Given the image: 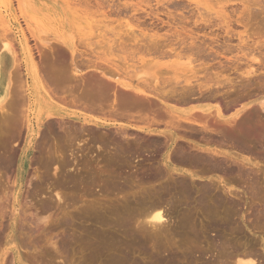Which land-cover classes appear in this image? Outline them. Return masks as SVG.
<instances>
[{"label": "rangeland", "instance_id": "rangeland-1", "mask_svg": "<svg viewBox=\"0 0 264 264\" xmlns=\"http://www.w3.org/2000/svg\"><path fill=\"white\" fill-rule=\"evenodd\" d=\"M71 1V2H70ZM73 1L75 2V3H73ZM157 1V2H156ZM164 1V2H163ZM168 0H23V4L22 5H18V0H0V45H5V44H7V45H9L12 49H15L17 46L20 48V50H21V52H22V54L24 55V56H28V57H32V56H30V55H33V57L34 56H38L39 57V59L41 60V61H43V62H45V64L49 67V65H50V67H53V68H55L56 66H57V69L56 70H58V67L60 66L58 63L60 62L61 64L63 63L64 64V66H65V68L66 69H63V67L61 68V70L63 71V72H66V76H65V78H66V82L63 84V87H62V90H61V93L63 92V93H65V95L64 94H62V98H64V99H66V97L69 99L70 98V100H71V98L73 99V97H76L77 99H79L78 97H80V99H81V96H84V94L86 93H89V92H85V91H87V89H89V84H90V82H89V79L88 78H86L89 74H85V73H88V72H90V71H86V70H90L92 67H93V65H92V67H91V63L93 64V62H94V65L96 66V67H98L97 65H100V68H104V64H103V62H107L106 64H107V68L109 67V66H112V68L110 67V69H112L111 70V73L109 74V76H110V78L111 79H109V81L110 82H112V84L114 83V84H116V86L118 87H116L115 85H112L110 82V84H109V88L111 89L112 87H114V88H112L110 91H108V96H106V98L107 99H109V98H111V96H112V98L114 99L115 98V101H116V98L117 99H119V98H121L120 100L121 101H128V102H131L133 99L131 98V99H129L131 96H129V95H131V94H129V95H127L125 98H122L123 96L121 95V92L119 93V91H117L116 92V88H117V90H119V88L121 89V86H119V85H117V83H120V84H125V82H127L128 83V81H129V83L130 84H128V86H130V87H132V85H134L133 86V88H135V89H138L139 90V88L142 90H146V85H144L145 84V82L143 81V79L146 81V82H149V81H152L153 80V82H156V81H154V79H155V77H157L156 78V80H157V82L158 83H160V84H158V85H165V86H167V80H168V82H169V78L171 77V79H172V76H174L173 77V79L175 78V76L177 75V77L178 76H180V72H181V74H183V72H185L186 70H184L183 68V66H186V65H188L192 60H197V61H195L194 60V62L197 64H199L200 62V64L198 65H196L195 63H193V61H192V63H191V66H193L192 64H194V66H195V69H194V72L195 71H197V69H198V67H200L201 66V68H203V69H201V68H199L198 69V71H199V74H200V72H203L204 70H205V72L207 71V73H213V71L214 72H216V71H220V69H217V66L219 65V63L221 62V63H224V61H225V59H223V58H225V57H231V55H232V57H234L235 55L236 56H239L240 57V60H242L241 62L243 63V61H247V60H249V58L248 57H250L253 53L252 52H250L249 50L248 51H246V52H244V50H247L246 48H248L247 46H249L250 47V45H252V42H253V40H255V41H259V39L262 41V43H260V44H262L261 45V47H260V49H261V53H263V56L260 54V52H259V50H257L256 51V53L254 52V54H255V57H257V55H258V58H259V60H261L262 61V63L264 62V50H262L263 48L262 47H264V42H263V40H264V0H254V2L252 1V0H249V1H251V2H249V1H247V0H211V1H209V0H169L168 2H167ZM171 1V2H170ZM182 1V2H181ZM208 1V2H207ZM230 1H232V2H230ZM161 2V3H160ZM170 2V3H169ZM176 4H175V3ZM179 2V3H178ZM193 2V3H192ZM229 2V3H228ZM77 3V4H76ZM158 3V4H157ZM165 3V4H164ZM184 3V4H183ZM256 3H258V4H256ZM73 4V5H72ZM75 4V5H74ZM79 4H81L82 6H80ZM161 4V5H160ZM172 4V5H171ZM183 4V5H182ZM196 4V5H195ZM254 4H255V7H254ZM77 5V6H76ZM165 5V6H164ZM184 5H187L186 7L188 8L189 7V9H186V7L184 6ZM191 5V6H190ZM212 5V6H211ZM252 5H253V7H252ZM258 5V6H257ZM72 6V7H71ZM73 6H75V7H73ZM70 7L72 8V10L70 9ZM80 7V8H79ZM200 7V8H199ZM244 7V8H243ZM263 7V8H262ZM75 8V9H74ZM77 8V9H76ZM79 8V9H78ZM197 8H199V9H197ZM254 8V10H252ZM249 9H251V10H249ZM138 10V11H137ZM178 10V11H177ZM257 10V11H256ZM258 10H262L263 11V13H260L259 14V12H258ZM251 11V12H250ZM256 11V12H255ZM261 11V12H262ZM120 12V13H119ZM224 12V13H223ZM245 12H246V14H247V16L248 15H250V16H248L249 17V27H250V31L252 30V32H250V33H252V34H254L253 36H252V38H251V40H252V42H251V40L249 39V40H247V41H249V45H247V43H246V41H244L245 42V44H243L244 42H242L241 40H239V41H236V40H238L239 39V37H236V36H232L233 38H231V39H233V42H232V40L229 42V40L227 39L228 38V36L226 37V38H224L225 36L224 35H226V34H224V33H226V31H227V28H229V27H232L231 28V30H232V34L233 35H237L238 34V32L240 33L241 32V30H242V28H241V26L240 25H238L237 24V20L239 19L240 20V14L242 13L243 14V17H245V18H248L247 16H244V15H246L245 14ZM258 12V13H257ZM62 14V15H61ZM156 14V15H155ZM203 14H204V17H203ZM214 14V15H213ZM216 14H217V16L219 17H216ZM239 14V15H238ZM241 14V15H242ZM251 14H253V15H251ZM135 15V16H134ZM149 15V16H148ZM169 15L171 16V17H169ZM173 15V16H172ZM195 15V16H194ZM201 16V17H199V16ZM226 17H225V16ZM259 15V16H258ZM62 16V17H61ZM148 16V17H147ZM151 16V17H150ZM175 16H176V18H175ZM207 16V17H206ZM209 16H210V18H209ZM232 16V17H231ZM253 16H256V17H253ZM258 16V17H257ZM60 17V18H59ZM135 17V18H134ZM199 17V18H198ZM25 18H27L28 19V21L30 22V23H28V22H26L25 21ZM153 18H155V20H153ZM160 19V20H158V19ZM170 18V19H169ZM182 20H181V19ZM187 18V19H186ZM196 18V19H195ZM208 18V19H207ZM218 18V19H217ZM226 18H228V21L231 23L232 21H235V22H233L231 25H230V23L227 21V19ZM231 18V19H230ZM250 18H253V19H250ZM167 19H168V21H167ZM171 19H172V22H171ZM180 19V20H179ZM187 20V22H186V20ZM197 19L199 20V21H197ZM215 21H214V20ZM263 19V20H262ZM152 20V21H151ZM158 20V21H157ZM164 20V21H163ZM175 20V21H174ZM196 22H195V21ZM201 20H202V22H201ZM205 20H206V23H208V24H204L203 25V23L205 22ZM208 20H210V21H208ZM221 20H223L222 22H221ZM155 21V22H154ZM157 21V22H156ZM161 21V22H160ZM179 21H180V23H179ZM185 23H184V22ZM193 21H194V23H193ZM208 21V22H207ZM212 21V23H210ZM91 23V24H89V23ZM216 22V23H215ZM222 24H221V23ZM226 22H227V24L229 25L228 27H226V26H224V24L223 23H225V25H227L226 24ZM193 23V24H192ZM196 23V24H195ZM198 23V24H197ZM213 23H214V27H212L213 26ZM220 25H219V24ZM156 24V25H155ZM159 24V25H158ZM170 24V25H169ZM183 24V25H182ZM186 24L188 25V26H186ZM221 27H219L218 25ZM161 25V26H160ZM165 25V26H164ZM167 25H169V26H167ZM201 25H203L202 27H201ZM211 25V26H210ZM167 26V27H166ZM185 28H183V27ZM196 26V27H195ZM204 26H206V27H204ZM207 26H210V29H209V27H207ZM155 27V28H154ZM217 27H219V28H217ZM235 27V28H234ZM172 28V29H171ZM218 30H216V29ZM226 29V31H225V29ZM239 28V29H238ZM204 31H203V30ZM235 29V30H234ZM176 30V31H175ZM180 30V32H178ZM229 30H230V28H229ZM230 30V31H231ZM173 31H174V33H173ZM201 31V32H200ZM223 31V32H222ZM242 31H244V30H242ZM182 32H184V33H182ZM189 32L191 33V34H189ZM208 32V33H207ZM212 32H214V33H212ZM237 32V33H236ZM187 33V34H186ZM197 33V34H196ZM212 35H211V34ZM242 34H239V35H241V36H244L243 35V32H241ZM177 34H180V36L179 35H177ZM195 34V35H194ZM207 34V35H206ZM209 34V35H208ZM218 34V35H217ZM252 34H250V36L252 35ZM154 35H155V37H154ZM175 35H177V36H175ZM186 35V36H185ZM191 36V37H189V36ZM197 35V36H196ZM211 35V36H210ZM256 35V36H255ZM149 36V37H148ZM155 38H153V37ZM157 36V37H156ZM159 36V37H158ZM173 36H175L174 38H173ZM186 37V38H182V37ZM193 36V37H192ZM209 36V37H208ZM216 36H218L219 37V39H218V37L216 38ZM221 36V37H220ZM260 37L258 40H257V38L255 39V37ZM150 37H152L153 39L152 40H155L156 42H158V40H160V42H159V47L162 49V50H164V51H167V53L166 54H168V53H170V55L171 56H169V55H166L165 56V54L163 55V56H161V58L159 59L158 58V56H152V55H154V54H152V55H150L149 56V52L147 51L148 50V48H147V46L149 47V45H150V42L149 41H151L149 38ZM194 37H196V39H194ZM199 37H200V39H199ZM204 37H205V39H204ZM208 37V38H207ZM210 37H212V40H211V38ZM235 37H236V39H235ZM137 38V39H136ZM158 38V39H157ZM177 38V39H176ZM182 38V39H181ZM191 38V39H190ZM197 38H198V40H197ZM213 38H215V39H218V41H220V42H218L217 40H213ZM228 40V42H227V40H226V43H228V45L230 44V45H232L231 47H235L234 48V51H233V53L235 52V50H236V52L234 53V56H233V53L232 54H229V56H228V54H223V50H224V53L226 52L225 51V48H223V46L225 47L227 44H225L224 45V43H225V40ZM2 39V40H1ZM6 39V40H5ZM68 39V40H67ZM130 39V40H129ZM135 39V40H134ZM164 39H166L165 41H164ZM170 39V40H169ZM245 39V38H244ZM8 40V41H7ZM149 40V41H148ZM163 40V41H162ZM169 40V41H168ZM183 40V41H182ZM199 40H200V43H199ZM211 40V41H210ZM59 41V42H58ZM65 42V43H69V46L71 45V47L73 48V49H75V50H73L72 49V51H71V49H69L66 45H63V43L62 42ZM125 41H127V42H125ZM130 41V42H129ZM135 41V43L133 44V42ZM171 41V42H170ZM177 41V42H176ZM185 42V41H187V42H185L184 44H182V46L179 44L180 42ZM198 41V42H197ZM203 41V42H202ZM205 41V42H204ZM209 41V42H208ZM216 42V44L215 43H213V42ZM3 42H5V43H3ZM62 44H61V43ZM148 42H149V45H148ZM179 42V43H178ZM189 42V43H188ZM193 42V43H192ZM219 44H218V43ZM251 42V43H250ZM260 42V41H259ZM75 43V44H74ZM125 43V44H124ZM162 43H164V45L165 44H167V46H166V48H165V46L164 45H162V46H160V44H162ZM187 43L190 45L188 48H190L189 50L187 49ZM194 43H196V45H197V47L198 46H201V47H203L204 49H206V46H208L207 47V49H206V52L205 51H203L202 49L203 48H201V47H199V49H201L202 51L200 52V53H198L199 54V59H200V56H201V59H202V61L200 60V62H198L199 61V59H198V57L196 56V55H194V54H196V50L194 49L195 48V44ZM206 43H208V44H206ZM237 43V44H236ZM238 43H241V44H238ZM57 44H59V45H57ZM87 44H89L90 45V49H92V51L89 49V45H88V47H87ZM179 44V45H178ZM193 46H192V45ZM203 44V45H202ZM206 44V45H205ZM147 45V46H146ZM171 45V46H170ZM177 47H176V46ZM186 45V46H185ZM213 45V46H212ZM214 45H216V47L217 48H219V47H221V48H219V49H217ZM240 46V47H242L243 48V46L242 45H247V46H244V48L245 49H242V51L240 52L238 49H239V47L238 46ZM64 46V47H63ZM75 46V47H74ZM93 46V47H92ZM144 46V47H143ZM145 46H146V48H147V50L145 49ZM211 46V47H210ZM49 47V48H48ZM172 47V48H171ZM173 47H175V48H173ZM180 47V48H179ZM186 47V48H185ZM192 47H193V50L192 51H194V53L191 51V49H192ZM196 47V49H198ZM213 47V49L212 50H210L211 48ZM46 48V49H45ZM63 48V49H62ZM142 48V49H141ZM223 48V49H222ZM238 48V49H237ZM47 49H49L50 51H48ZM53 49V50H52ZM55 49H56V51H55ZM77 49V50H76ZM135 49V50H134ZM184 50V52L182 53V51ZM186 49V50H185ZM217 49V50H216ZM78 50H81L82 52H80V51H78ZM181 52V55L182 56H180V53H178L179 51ZM208 50H210L209 52H207ZM32 51V52H31ZM59 51V52H58ZM75 51H77V52H75ZM88 52V53H86V52ZM171 51H172V54H171ZM178 53V55H179V57H178V55H177V53ZM189 52V53H185V52ZM211 51H212V53H213V51H214V53L215 52H217V54L216 55H214V53L213 54H211ZM239 51V52H238ZM44 52V53H43ZM54 52V53H53ZM148 52V53H147ZM218 52H219V54H221L222 53V55L224 56H222V55H220L219 56V54H218ZM221 52V53H220ZM42 53V54H41ZM60 53V54H59ZM74 53V54H73ZM77 53H79V54H77ZM147 55H146V54ZM193 55H191V54ZM207 53L210 55L209 57H207L208 55H207ZM244 53H246L247 54V58H246V60H243L245 57L244 56H246ZM252 53V54H251ZM53 54V55H52ZM61 54H63V58L62 57H60L61 56ZM77 54V55H76ZM81 54H84V55H81ZM94 54V55H93ZM189 54V55H188ZM204 54H206V56L204 57ZM239 54H241V55H239ZM243 54V55H242ZM253 54V55H254ZM69 55V56H68ZM75 55V56H74ZM79 55L81 56L80 58H77V57H79ZM176 56V58H175V56ZM185 55V56H184ZM188 55V57H186ZM215 56V57H213V56ZM261 55V57H259ZM54 56V57H53ZM69 57V59H68V57ZM83 56V57H82ZM86 56V57H85ZM148 56V57H147ZM166 57V58H163V57ZM169 56V57H168ZM191 56V57H190ZM203 56V57H202ZM220 57V59L219 58H217V57ZM235 56V57H236ZM56 57V58H55ZM88 57V58H87ZM152 58V60L153 59H156V60H153V62H152V60H150L151 58ZM168 57V58H167ZM183 57V58H182ZM186 57V58H185ZM194 57V59H191V58H193ZM212 57V58H211ZM223 57V58H222ZM239 57H237V58H239ZM244 57V58H243ZM53 58V59H52ZM58 58H60V59H58ZM62 58V59H61ZM72 58V59H71ZM85 58H86V60L87 61H85ZM91 60H90V59ZM169 58H171V59H169ZM178 58H179V60H178ZM185 58V59H184ZM187 58H190L191 60L189 61V59H187ZM206 58H208V59H206ZM216 58V59H215ZM251 58V57H250ZM55 59L57 60L56 62H55ZM75 59H76V63H75ZM89 59V60H88ZM100 59H101V61H100ZM103 59V60H102ZM158 59V60H157ZM206 61H205V60ZM224 61H223V60ZM55 62V64L53 63V61ZM71 60V61H70ZM77 60H78V62H77ZM81 60H82V62H81ZM109 62H108V61ZM148 60H150L151 62H149ZM173 60V61H172ZM179 62L180 60L182 61H186L185 63H187V64H185L184 62V65H182V64H180V65H182V70H180L178 67L180 66H177V68L178 69H176V71L177 70H179L178 71V73L176 74V75H163L162 74V72H166V66H169V67H172V65L171 64H174L175 63V66L178 64V62ZM210 60V61H209ZM213 62H212V61ZM215 60V61H214ZM218 60V61H217ZM219 60H220V62H219ZM59 61V62H58ZM66 61V62H65ZM74 61V63H72ZM93 61V62H92ZM155 61H157V62H155ZM209 63H208V62ZM223 61V62H222ZM68 62H69V64H71L72 63V65H69L68 64ZM71 62V63H70ZM84 62H86V63H88V64H86V65H84L85 63ZM111 62V63H110ZM161 62H163L162 64H161ZM218 62V63H217ZM241 62H240V66H241V68H242V71H243V69H245L244 67H243V65L245 64V62H244V64H242L241 65ZM48 63V64H47ZM97 63H99V64H97ZM114 63V64H113ZM151 63V64H150ZM155 63H157V65H160V66H156V64ZM160 63V64H159ZM165 63H166V66H164L165 65ZM181 63V62H180ZM204 63V64H203ZM216 63V64H215ZM54 64V65H53ZM58 64V65H57ZM63 64H62V66H63ZM75 64H76V68H74L75 67ZM147 64V65H146ZM152 65V66H155V68L154 67H152V66H149V65ZM164 64V65H163ZM202 64V65H201ZM214 64V65H213ZM84 65V66H83ZM89 65V66H88ZM211 65V66H210ZM216 65V66H215ZM68 66H70V67H68ZM72 66V67H71ZM86 66H88L87 68H85L84 69V67H86ZM239 66V67H240ZM61 67V66H60ZM59 67V68H60ZM91 67V68H90ZM150 67V68H149ZM174 67V66H173ZM181 67V66H180ZM211 67H213V68H211ZM70 68H72V69H69ZM81 68H83V69H81ZM241 68H239L238 69V71H237V74H236V72H232V70L230 71V73H229V71H224L223 72V75L224 76H227V77H229V75H230V77H232V81L234 82H236V79L238 78H240L241 79V76L239 77V75H240V72H242L240 69ZM264 64H263V67L260 69V72H258L259 73V75H261V76H258V77H260L261 78V80H263L264 81ZM68 69V70H67ZM80 71H79V70ZM105 69H106V67H105ZM109 69V68H108ZM113 69H115V70H117L116 72L117 73H119V74H115L114 72H113ZM186 69V68H185ZM211 69V70H210ZM61 70H58V71H60L61 72ZM64 70H67V71H64ZM172 70H174V68L172 69ZM203 70V71H202ZM240 70V71H239ZM71 71H73V73H72V75H69L67 72H71ZM84 71H86L84 74H83V72ZM175 71V70H174ZM208 71H210V72H208ZM78 72V73H77ZM121 72V73H120ZM205 72H204V74H205ZM226 72V73H225ZM198 73V72H197ZM258 73H257V75H258ZM82 74V75H81ZM150 74H151V76L152 77H150ZM154 74V75H153ZM201 74H203V73H201ZM200 74V75H201ZM79 75V76H78ZM80 75H81V77L83 78H80ZM149 75V76H148ZM67 76H68V78H67ZM72 77V79H71V77ZM74 76H76V80H74L75 78H73ZM129 76V77H128ZM155 76V77H154ZM187 76H190V74H188V72H187ZM237 76V77H236ZM81 79H79V78ZM122 77H124V79L122 78ZM125 77L128 79L127 81H126V79H125ZM149 77V78H148ZM164 77H166V78H168L167 80H162ZM71 80H70V79ZM119 78H122V79H119ZM151 78H154V79H151ZM165 78V79H166ZM233 78H235L234 80H233ZM77 79H79L81 82V84L80 83H78L79 82V80L77 81ZM88 79V83L85 81V80H87ZM121 80V82H119V81H117V80ZM237 79V80H238ZM114 80H116L115 82H114ZM125 82H124V81ZM142 82H141V81ZM160 82H159V81ZM163 82H162V81ZM69 81L70 82H72V81H74V82H72V84H69ZM75 81H76V86L74 85V83H75ZM238 81H240V80H238ZM237 81V82H238ZM85 82V83H84ZM137 82V83H136ZM152 82V83H153ZM234 82V83H235ZM236 82V83H237ZM127 83H126V85H127ZM151 82H149V84H150ZM151 83V84H152ZM170 83V82H169ZM262 82H258V81H256V83H254V84H252L251 86H249L248 88H245V89H241V92H242V94H241V92H237V93H235V94H233V96H231V97H229V98H227L226 99V101L227 102H231V104H232V102L234 103V104H232V105H230V109H231V111L230 110H227V111H229V112H227V111H224L225 112V114L226 115H231L232 113H234V112H236L238 109H240L243 105L245 106V105H248V103L250 104V103H258V102H263V106H264V84L262 85L261 84ZM78 84H80V85H78ZM83 84V85H82ZM136 84V85H135ZM137 84H139V85H137ZM147 84V83H146ZM154 84V83H153ZM241 84V83H240ZM262 85V86H260V85ZM140 85H144V86H141L140 87ZM68 86V87H67ZM73 86H75V88L73 87ZM80 86V87H79ZM85 86V87H84ZM87 86V87H86ZM138 86V87H137ZM260 86V87H259ZM66 87V88H65ZM79 87V88H78ZM116 87V88H115ZM143 87V88H142ZM144 87H145V89H144ZM254 87V88H253ZM70 88V89H69ZM71 88H74V89H71ZM82 88V89H81ZM86 89V90H84V89ZM238 88V87H237ZM240 88V87H239ZM69 90H71V91H74V92H71V91H69ZM81 90H84V92L83 91H81ZM240 90V89H239ZM247 90H250V91H247ZM80 91L82 92V95H81V93H80ZM111 91H112V94H111ZM71 92V93H70ZM77 92V93H76ZM73 93H75V94H73ZM117 93H119V94H117ZM244 93V94H243ZM109 94H111V95H109ZM114 94H116V95H114ZM122 94H125V93H122ZM63 95L65 96V97H63ZM126 95V94H125ZM235 95V96H234ZM242 95H244V96H242ZM247 95V96H246ZM117 96V97H116ZM248 96H250L249 98H248ZM237 97V98H236ZM83 98V97H82ZM104 99V100H102L103 101V103H102V101H101V103L102 104H105V102L107 101V99ZM109 99L110 101H107L106 102V104L108 103V102H111L112 101V103H114L115 101H113V99ZM124 99V100H123ZM234 99V100H233ZM236 99V100H235ZM106 100V101H105ZM120 100H118V103L120 102ZM229 100V101H228ZM231 100V101H230ZM239 100V101H238ZM246 100V101H245ZM209 101V100H208ZM207 102V101H206ZM210 102V103H209ZM209 102H207V103H209V105H212L211 103H215L214 101L213 102H211V100L209 101ZM247 102V103H246ZM112 103L111 104H109L110 106L112 105ZM117 103V102H116ZM132 103H133V101H132ZM132 103H128V104H124L123 105V102H122V104H120L119 103V106H121L122 107V109H124L125 107H126V109H127V107H131L132 108V106H130V104H132ZM101 104V105H102ZM179 105V107H185L184 105H180V104H178ZM177 105V106H178ZM103 106V108H104V105H102ZM101 106V107H102ZM107 106V105H106ZM105 106V108H107ZM119 106H115V108L116 107H118V108H116V111H117V109L119 110ZM232 106V107H231ZM182 107V108H183ZM103 108H102V111H104L103 110ZM134 108H136V110L134 109V111H135V113L136 114H139V111H140V108H141V111L143 112H145V111H147L146 109L145 110H143L144 108H143V106L142 105H138V106H135ZM137 108L139 109L138 110V112H137ZM255 108L258 110V112H260V117H261V119L264 121V113L261 111V109L259 108V105L258 104H255ZM108 109V108H107ZM107 109H105L106 111H107ZM111 109V108H110ZM129 109V108H128ZM127 109V110H128ZM236 109V110H235ZM133 110V109H132ZM235 110V111H234ZM106 111H104V113L102 114L103 116H106L107 115V113H106ZM120 111H126L125 109L124 110H121V108H120ZM141 111H140V114H141ZM119 112V111H118ZM123 112V113H124ZM127 112V111H126ZM125 112V113H126ZM128 112H129V110H128ZM131 112H133V111H131L130 110V112L129 113H131ZM232 112V113H231ZM120 114H123V113H121V112H119ZM134 113V112H133ZM132 113V114H133ZM134 113V114H135ZM146 113V112H145ZM127 114V113H126ZM147 114V113H146ZM145 115V114H144ZM143 114H142V117L144 116ZM108 116V115H107ZM127 116V115H126ZM128 116H130L129 114H128ZM118 117V116H117ZM139 117L140 116H138V117H136L137 119H135V120H139ZM120 118H122V117H120ZM123 119H124V117H123ZM127 119L128 120H130V121H127ZM125 121H127V126L126 125H122V124H119V126H121L122 128H120V129H117V130H115V129H111V130H99V133H97L96 134V131H98V130H92L91 132L88 130H84L82 133L85 135L87 132L88 133H90V134H88V135H83L81 132V134H82V136L80 135H76L77 133H75L76 131V129L74 128L76 125H73V124H71V125H73V128H74V134H73V132L71 133V128H67L68 126L69 127H71L70 126V124H68V126L66 125H64L63 126V123H60L59 125H62L63 127H65L66 129H65V131L67 130L68 131V129H69V131H70V133L69 132H67L68 133V136H72V137H74L73 138V140H71L72 139V137H69L68 138V140L67 141H61L60 142V140L62 139H60V136L58 137L57 136V138L59 139L58 141H57V144H56V146H59L58 148L55 146V148H56V151L57 152H61V153H56V159H54L55 161H51V159H48L47 157H45L46 156V154H43V151L44 150H42L41 148L42 147H44V146H46V147H49V145H44L43 144V142L44 141H39L40 143H38V146L40 145H44V146H41V148L40 147H38V146H35V148L36 147H38V148H36V150H38V149H40V152L39 153H41V154H39V153H37V154H35V157L33 158V160H36V162L35 161H33L32 162V169H30L31 170V172L29 173V175L27 176V178H26V182H25V184H24V187H23V189L21 190V191H19V193H20V195H19V200L18 201H15L14 200V197L16 196V194H17V192H18V190H19V188L17 189L16 188V182L14 181V178H13V170H11V169H13V163H8V165H7V173H5V174H7L6 176L8 177V179H7V177L5 178L4 176H2L1 178H0V194L2 193V195H0V197H2V196H4V197H2V199L0 200V203L2 204L1 205V209L4 211H2L4 214H3V216H5V217H3L4 219H2L1 220V222H2V226H5L6 224V226H5V228H7L8 227V230L7 229H4L3 230V232H4V236H7V235H9L10 233H11V230L9 229V225L11 224V220H12V222L14 221V219L16 220L15 222H14V224H15V226L17 227V229H16V232H12L11 233V236L13 237V235H16L17 234V239L18 240H15V242H14V240H12L11 242H12V244H11V246H14V247H16L19 251H20V254H21V256H22V258H23V264H46L47 262H48V260H50V255H48V252L49 251H47V249H49L50 247H51V245H47V244H51V243H53V242H55L56 244L58 243L59 245L61 244V242L60 241H58V240H60V239H62L63 238V240L65 239V237L64 236H66V234H68V233H70V232H72V233H70V234H76L78 237H76V235H74L75 236V238H77L76 239V241H75V243H73L72 245V247H71V250H69V251H67L68 253H66V254H68V255H66V254H64L65 256H63V255H58V257H55V256H57V255H55L54 256V251H53V247H51L49 250H50V252H51V250L53 251V253L51 254L52 256H51V262L49 261V263L48 264H52V260L54 259V264H69L68 262L69 261H71L73 264L75 263V264H80L81 262H82V264L84 263V264H107V262L108 261H106V260H108L109 258H110V256H112L115 252H117V250L118 249H120V250H124V248H126L127 247V243L129 242V239H127V238H129L126 234H128V232H135L136 230L135 229H133L134 227V221L133 222H130V230L128 231V232H123V230H121V229H118L117 227L115 228L114 227V224H116V220H118V218H119V222H120V220H122V221H124L125 219H128V217L127 216H130L129 215V213L131 212V211H129V210H132V209H130V207H132L133 206V202L135 201V199H137V196L140 194L139 192H144V190L143 191H141L142 190V188L145 186V190H147L148 189V187L150 188V187H152V185H156L159 189H163L162 191L165 193H163L164 194V199H163V201L165 202V203H163L165 206H167V209H166V215H167V218L170 220V222L166 225V227H165V229L163 230V231H160L158 234L156 233V234H153L154 235V237H153V235L151 236L150 234L153 232H151V228H148V230L149 231H147V232H145L143 235H140V232H139V237H140V239L141 238H143L142 240L144 241V243H142V244H144L143 246L145 247V250H146V252L148 253V256L151 254V253H153V252H155V251H158V253L161 255V256H163L164 257V260L162 261V262H160V263H158V262H153L154 261V259H153V254L152 255H150V257H152V260L150 259L149 260V258H146L144 255H139L138 253H137V251H135V253H133L132 251V254H135V255H133L132 257L135 259V256H136V259L137 260H139L140 262H141V264H203L204 263V261L205 260H211V261H209L208 262V264L210 263V264H222V262H223V264H224V262L226 261V257L224 258V259H222V261L219 259V258H217L216 257V262H215V260H214V263L212 262L213 261V258H214V256H216V251H215V249H214V247H213V245L215 244V242H214V236L213 235H215V233L214 232H212V230H209V232L207 231L209 228H208V226H209V224L206 226V224L209 222V220H208V217L206 216H204V214L203 215H201V214H199L198 212H195V210L194 209H190V208H192L193 206H192V204H189L188 206H187V204H184V202L183 203H181V202H179V200H177V193H176V191L172 188L173 186H172V180L170 181V179H168V178H166L165 177V179H164V177H162V179L160 178V180L158 181V180H155V182L157 181V183H155V184H153V181L152 182H148L147 180H146V182L141 178V177H143V178H145V174H147V172H148V170L146 169L147 167L148 168H150V166L148 165V161H149V158L151 159V158H153L152 156H156V161L158 160V161H160L161 160V158H163V157H165L166 155H167V153L169 152L168 150H166V148H163L162 146H164V144H162L161 143V139L164 141L165 139L164 138H162V137H154L153 138V136L152 137H148V136H151L150 134H146V133H144V132H139L138 130L141 128H147V127H149L151 130H153V131H157V132H163V131H165V132H167V131H169V127L167 128V126L161 121L160 123H158V124H160V125H158L157 123H155V124H152V125H145L146 123L144 122V121H142V122H144V124L143 123H141V120H139L140 122L139 123H137L136 121H134V120H132V119H129V117H127L126 118V120ZM130 125H129V124ZM162 123L164 124V125H162ZM55 124V123H54ZM54 124L52 125V124H49L48 125V127L45 129V131H44V134H43V136L44 137H42L43 139H45V136H46V138H48V135L47 134H49V136H51L52 135V130L53 131H55L53 134L55 135L56 134V132L58 131H56V129H58V125H57V123L55 124V125H57V126H54ZM129 125V126H128ZM133 125V126H132ZM143 125H144V127H143ZM158 125V126H157ZM52 126H54V128L52 129ZM125 126V127H124ZM138 126H139V128H138ZM153 126V127H152ZM155 126V127H154ZM134 129V128H136L135 130L137 131H135V130H133L132 128ZM158 127V128H157ZM56 128V129H55ZM131 128V130H129ZM137 128H138V130H137ZM167 129V130H164V129ZM127 129H128V132H127ZM160 129V130H159ZM118 130H120V131H118ZM124 130V132H122V131ZM162 130V131H161ZM49 131L51 132V134L49 133ZM72 131H73V129H72ZM85 131H86V133H85ZM101 131V132H100ZM115 131H118L117 133L115 132ZM126 131V132H125ZM174 132H175V130H173ZM103 132H107L106 134H104ZM125 135V133L127 134V135H123L122 133ZM178 134H176V139H175V141H176V145L177 146H185V145H189V144H191V145H189L190 147H193L192 146V143H193V141L195 142L193 145H197V144H204V142L198 137H194L193 139H192V137L191 136H189V135H182V136H186V137H183L182 138V136H181V134L183 133V132H181L180 133V131L178 132V130L176 131ZM175 132V133H176ZM140 135H139V134ZM164 133V132H163ZM60 134V133H59ZM79 134V133H78ZM91 134H96V142H95V139H93L94 137L93 136H91ZM146 134V135H145ZM53 135V136H54ZM56 135H58V132H57V134ZM60 135H62V134H60ZM90 135V136H89ZM121 135V136H120ZM148 135V136H147ZM180 135V136H179ZM87 136V137H86ZM111 136V137H110ZM128 136V137H127ZM136 136H138V137H136ZM177 136H178V138H177ZM56 137V136H55ZM76 137L79 139V141H78V139H76ZM89 137V138H88ZM93 137V138H92ZM118 137V138H117ZM131 137H133V138H131ZM136 139H135V138ZM140 137V138H139ZM181 137V138H180ZM83 138H85V140L83 139ZM87 138V139H86ZM91 138V139H90ZM97 138H100V140L99 139H97ZM111 139V140H113L112 142H111V140H109V139ZM127 138H128V140H127ZM129 138H131V139H133V140H129ZM150 138H152V139H150ZM159 138H160V140H159ZM190 138V139H189ZM42 139V140H43ZM75 139H76V144L75 143H73V142H75ZM83 139V140H82ZM125 140V142L123 141V140ZM136 141H135V140ZM146 139V140H145ZM159 140L160 141V143H159V145L161 146L159 149L156 147V143L155 142H157V141H155V140ZM186 139H188L187 141H185ZM196 141H195V140ZM198 139V140H197ZM46 141H47V139H45ZM101 140H102V142H101ZM108 140V141H107ZM139 140V141H138ZM154 140V141H153ZM189 140H191V141H189ZM202 141V143H201V141ZM45 141V142H46ZM70 141H72V143L70 144L69 142ZM83 142V144L82 145H84V146H82L81 145V143H78V142ZM86 141V142H85ZM89 141V142H88ZM94 141V142H93ZM100 141V142H99ZM106 141V142H105ZM120 141V142H119ZM135 141V142H134ZM154 142V144L152 143L151 144V142ZM178 141V142H177ZM200 143H199V142ZM67 142V143H66ZM87 142H88V144H87ZM93 142V143H92ZM115 142V143H114ZM119 144H118V143ZM124 144H123V143ZM133 142V143H132ZM140 142V143H139ZM143 142V144H141ZM198 142V143H197ZM42 143V144H41ZM46 143H48V141L46 142ZM50 143V142H49ZM100 143V144H99ZM111 143V144H110ZM123 144V146H121L122 144ZM128 143V144H127ZM144 143H145V145H144ZM150 143V144H149ZM165 143V142H164ZM178 143H179V145H178ZM182 143H184V144H182ZM68 144V145H67ZM76 146H74V145ZM85 144H87V145H85ZM118 144V146L115 148L114 146H116V145ZM130 144V145H129ZM138 144H141V146L143 145L145 148H143V147H141L140 145H138ZM147 144H149V147H151L152 148V150H149V149H151V148H148V146H146ZM157 144H158V142H157ZM51 146H52V148H54V145L51 143L50 144ZM62 145H64V146H62ZM65 145H67V146H65ZM71 145H73L75 148L73 149V151H72V154L70 155V153H71V151L69 152V148L71 149ZM81 145V148H79L78 146H80ZM113 145V146H112ZM120 145V146H119ZM137 145V146H136ZM151 145H153V146H151ZM158 145V146H159ZM51 146H50V148H51ZM127 146V147H126ZM140 146V147H139ZM155 146V147H154ZM198 146H200V145H198ZM62 147V148H61ZM64 147H66V148H64ZM108 147V148H107ZM111 147H112V150H111ZM118 147H124L123 148V150H122V148H120L121 149V151H120V149H119V153H120V155L122 154L123 155V157L125 158V160L126 159H128L129 160V164L128 165H126V167H124V166H121L120 168H115V170L113 169L115 166V163L113 164L112 162H114L116 159H118V158H120V155H118L119 153H117V150L116 149H118ZM186 147V146H185ZM188 147V146H187ZM45 148V147H44ZM43 148V149H44ZM51 148V149H52ZM68 148V149H67ZM83 148V149H82ZM97 150H96V149ZM100 148H101V150H100ZM127 148H129V149H127ZM132 148V149H131ZM146 148H147V150H149V151H147L146 150ZM157 148V149H156ZM263 149L264 150V146L262 145V146H260V149ZM64 149V150H63ZM77 151H79L77 154H76V150ZM79 149V150H78ZM82 149V150H81ZM85 149V150H84ZM99 149V150H98ZM107 149V150H106ZM114 149H115V151H114ZM135 149H136V152H135ZM60 150V151H59ZM64 152H63V151ZM67 150V151H66ZM93 150H95V151H93ZM103 150H105V152L103 151ZM127 150V151H126ZM128 150H132L131 152L129 151L128 152ZM262 150V151H263ZM76 151V152H75ZM88 151H90V152H88ZM108 151H114L113 153L115 154H117L118 156L117 157H115V156H113L114 158H116V159H114L111 155L113 154V153H111V152H108ZM126 151V152H125ZM134 151V152H133ZM139 151V152H138ZM168 151V152H167ZM67 152V153H66ZM95 152H97V153H95ZM108 152V153H107ZM95 153V154H94ZM111 153V154H110ZM149 153V154H148ZM59 154H61L62 156H65V159H64V161L63 162H59V163H57L58 161H59V159H58V157H57V155H59ZM67 154V155H66ZM75 154V155H74ZM109 156H108V155ZM115 154V155H116ZM133 154V155H132ZM12 155V157H13V155H15L14 153L13 154H11ZM72 155H73V158H72ZM93 155L94 156H96V157H93ZM38 156V157H37ZM67 156H70L69 157V159L71 160L69 163H68V161H69V159H68V157ZM83 156V157H82ZM92 156V157H91ZM105 156V157H104ZM104 157V158H103ZM110 157H112L110 160H114V161H110L111 163H109V162H106V161H109V158ZM123 157H121V160H124L123 159ZM130 159H129V158ZM133 157V158H132ZM149 157V158H148ZM40 158L42 159L41 160V163H39L40 162ZM72 158V159H71ZM86 158V159H85ZM89 158V159H88ZM95 158V159H94ZM107 158V159H106ZM155 158V157H154ZM58 159V160H57ZM102 159H105V160H102ZM137 159H138V161H141L142 162V165H141V162H137ZM38 160V161H37ZM86 160H88V161H86ZM92 160V161H91ZM145 160V161H144ZM148 160V161H147ZM253 160V163H257L261 168H260V171H261V173H259V178H260V180H262V181H260L261 182V184L259 185V190L260 191H262V194H261V197L262 198H260V199H256V200H254V201H256L257 202V204H256V202L253 204V203H251L250 201H252V200H249V199H247V201H246V204L244 203V201L246 200V198L247 197H249V195L247 196H245V194L244 193H246L247 191H246V189H245V184L244 183H238L239 185H241L240 187L238 186V184H237V186H238V188L236 189V191H237V193H236V195L238 194V196H236V199L239 197L240 199H242L239 203H241L242 205L240 206L241 207V210H240V212L237 214V216H235L234 217V220L235 221H233V226L235 227V225H237V226H239V231L240 232H238L237 230L236 231H233L232 229H229L230 231H225V240L226 241H230V242H232V243H228V244H230L229 246L231 247V248H228V251L230 250V252H238L239 254H246L245 252H247V254L248 253H250L251 252V254H248L249 255V258L250 259H253L254 261H255V263H257V264H264V225H262L261 224V228H260V225L259 226H256L258 229H255L250 223H248L247 221H248V219H249V217H250V209H251V205L253 204L254 206H256V208H254V210H256V209H260V210H263L264 211V161H262V162H260V159H255V161H254V159H252ZM57 161V162H56ZM98 161V162H97ZM101 161H103L102 163H101ZM104 161L106 162V163H108L109 165H105L104 164ZM130 161H132V162H130ZM54 164H53V163ZM64 162H67V163H64ZM79 162V163H78ZM81 162V163H80ZM89 162H90V165L88 166V164H89ZM36 163V164H35ZM38 163H39V165H38ZM62 163V164H61ZM76 163V165H74ZM96 165H95V164ZM132 163V164H131ZM34 164V165H33ZM49 166H48V165ZM80 164H81V166H80ZM99 164V165H98ZM102 164V165H101ZM144 164V165H143ZM73 165V166H72ZM94 165V166H93ZM98 165V166H97ZM103 167H101V166ZM104 165V166H103ZM114 167H113V166ZM142 167H140V166ZM35 166V167H34ZM54 166V167H53ZM56 166H60V173H62L63 172V174H60L59 173V177L58 178H56V179H53V172H54V169H55V167ZM69 166V167H68ZM90 166H92V167H90ZM100 166V168H101V170H100V168H98ZM108 166L110 167L109 169H108ZM113 168H112V167ZM133 166V167H132ZM134 166H137L136 167V169L134 168ZM263 166V167H262ZM12 167V168H11ZM38 167V168H37ZM83 167V168H82ZM94 167V168H93ZM95 167H97V168H95ZM124 167V168H123ZM128 167V168H127ZM130 167V168H129ZM181 167V166H180ZM11 168V169H10ZM50 168L52 169V170H50ZM73 168V169H72ZM132 168V169H131ZM138 168V169H137ZM181 168H183V167H181ZM49 169V170H48ZM65 169V170H64ZM72 169V170H71ZM78 169H80L79 171H78ZM86 169H87V171H86ZM96 169V170H95ZM99 169V170H98ZM103 169V170H102ZM111 169H113L114 171H115V173H114V171L112 172L111 171ZM124 170L125 172H126V174H125V172L123 171V173H124V175H125V177L123 176V174H121L120 176L123 178V180H122V183L123 182H125V184L127 185L128 184V186H130V188L128 189V188H120V187H118V186H114V185H116L115 184V179H116V181H118V179H121L120 178V176H118V177H116L115 176V174L117 173V171H119V170ZM129 169V170H128ZM131 169V170H130ZM134 169V170H133ZM143 169H144V171H143ZM146 169V170H145ZM263 169V170H262ZM29 170V171H30ZM35 170V171H34ZM46 170H47V172H46ZM93 170V171H92ZM104 170H105V172H104ZM122 170H121V172H122ZM253 171H258V169L256 168V167H254V169H252ZM45 171V172H44ZM52 171V172H51ZM78 171V172H77ZM81 171H83V172H81ZM85 171H86V173H85ZM90 171V172H89ZM97 173H96V172ZM131 171V172H130ZM132 171L134 172V173H132ZM137 171V172H136ZM146 171V172H145ZM44 172V173H43ZM51 172V173H50ZM71 172V173H70ZM109 172V173H108ZM111 172V173H110ZM42 173V174H41ZM47 173H49L50 175V177L49 176H47L48 174ZM70 173V174H69ZM79 173H82L83 174V176H82V174H79ZM100 173H101V175H100ZM107 175H105V174ZM108 173V174H107ZM119 174H120V171L118 172ZM128 173V174H127ZM135 174V175H137V177L135 176V175H131V177H130V175L129 174ZM46 174V175H45ZM73 174V175H72ZM76 174V175H75ZM88 174V175H87ZM90 174V175H89ZM93 174V175H92ZM114 176H113V175ZM118 174V175H119ZM142 174H144L143 176H141ZM43 175V176H42ZM65 175H67V178H66V176ZM95 175V176H94ZM64 176H65V178H64ZM68 176H69V178H68ZM74 176V178H72ZM76 176H77V178H76ZM88 176V177H87ZM90 176V177H89ZM94 176V177H93ZM98 176V177H97ZM102 176H104V177H102ZM126 176H128V177H126ZM139 176H141V177H139ZM45 177V179H43ZM107 177V178H106ZM114 177V178H113ZM3 178L5 179V180H3ZM39 178H40V181L41 182H39ZM42 178V179H41ZM47 178V179H46ZM51 178L53 179V180H51ZM55 178V177H54ZM59 178H61V179H59ZM79 178V179H78ZM82 178V179H81ZM111 180H110V179ZM114 179V185L112 184L113 183V179ZM133 178V179H132ZM134 178H136V179H134ZM140 178V179H139ZM174 178H176V180L177 179H179V180H182V177H178V176H174ZM2 179V180H1ZM48 179H49V181H48ZM59 179V180H58ZM67 179V180H66ZM73 179V180H72ZM78 179V180H77ZM85 179V180H84ZM92 179H93V181H92ZM105 179V180H104ZM106 179H107V181H106ZM138 179V180H137ZM144 181H142V180ZM166 179H168V180H166ZM57 180V182H54V181H56ZM75 180V181H74ZM87 180V181H86ZM166 180V181H165ZM179 180H177V181H179ZM64 181V182H63ZM70 181V182H69ZM81 181H82V183H81ZM84 181V182H83ZM91 181V182H90ZM120 182H121V180H119ZM187 181H189L190 182V180L188 179ZM52 182V183H51ZM58 182L60 183V184H58ZM69 182V183H68ZM87 184H86V183ZM106 182V183H105ZM109 182H112L111 184L113 185H110L109 184ZM135 182H137V183H135ZM168 182V183H167ZM263 182V183H262ZM57 183V184H56ZM65 183H68V184H65ZM135 183V184H134ZM148 183H149V185L150 186H148ZM160 183H162V184H165V185H162V184H160ZM166 183H167V185H166ZM22 184H23V182H22ZM65 184V185H64ZM124 184V185H125ZM135 186H134V185ZM144 184H146V185H144ZM152 184V185H151ZM194 184H196V187L197 188H199V187H201V185H204V182H201V181H199V180H196V181H194ZM59 185V186H58ZM61 185H63V186H65L64 188H63V186H61ZM73 185V186H72ZM123 185V186H124ZM142 187H141V186ZM168 185H169V187H168ZM127 186V187H128ZM136 186H138V187H136ZM155 186V187H156ZM164 186V187H163ZM165 186H167V187H165ZM245 186V187H244ZM2 187H4V188H2ZM10 187H11V189H10ZM34 187H36V188H34ZM119 188L120 190H122V191H117V188ZM125 187V186H124ZM140 187V188H139ZM156 187V188H157ZM8 188V189H7ZM55 188V189H54ZM132 188V189H131ZM58 191H57V190ZM124 189H126V191L124 190ZM169 189V190H168ZM172 189H173V191H172ZM37 190V191H36ZM54 190H55V192H54ZM138 190V191H137ZM166 190H168V191H166ZM10 191H11V193H10ZM62 191V192H61ZM170 191H171V193L173 194V193H175V197L174 196H171V193H170ZM244 191V192H243ZM60 192H61V196H60ZM169 192V193H168ZM56 193H58L59 194V196L61 197V200H57L56 198H55V195H56ZM134 193V196L132 195ZM5 194V195H4ZM11 194V195H10ZM34 194V195H33ZM166 194H169V195H166ZM7 196V197H6ZM8 196H10V197H8ZM51 198H50V197ZM52 196H54V198L52 197ZM132 196V197H131ZM5 197H6V199H5ZM135 197V198H134ZM140 196H138V198H139ZM4 198V199H3ZM45 198V199H44ZM48 198H50V199H47ZM130 198V199H129ZM166 198H167V200H166ZM169 198H170V200H169ZM8 199V200H7ZM10 199V200H9ZM53 199V200H52ZM125 199H127V202H126V200ZM129 199V200H128ZM261 199H263V201H260ZM3 200L4 201H6V202H4L3 203ZM38 201V203H40L39 205H38V203L36 202V201ZM42 200H43V202H42ZM55 200V201H54ZM138 200V199H137ZM169 200V201H168ZM239 200V199H238ZM2 201V202H1ZM123 201H125V202H123ZM130 201H131V203H130ZM170 201H172V204L169 206L168 204L170 203ZM253 201V202H254ZM7 202H10V203H7ZM42 202V203H41ZM51 202V204H49V203ZM169 202V203H168ZM177 202H179V203H177ZM249 202V203H248ZM129 205H128V204ZM134 203H136V201L134 202ZM174 203V204H173ZM175 203H176V205H177V208H176V205H175ZM32 204V205H31ZM41 204H42V206L44 207V205H45V207H48V206H50L47 210H46V213H42L41 214V212H40V210H38L39 211V213L37 214L38 216H40V217H44V218H48V220L49 221H51V222H53V223H51V225H53V227H54V231H51V228L49 227V228H47V227H45V226H43V225H40L39 227H35L34 225L35 224H33L30 228H29V226L26 224V221H25V219H27V217H28V219H29V217H30V219H32V215H34L35 213H36V209H41V208H43V207H40L41 206ZM54 204V205H53ZM124 206H123V205ZM126 204V205H125ZM167 204V205H166ZM184 204V205H183ZM256 204V205H255ZM21 205V206H20ZM48 205V206H47ZM62 206V208H61V206ZM129 206V207H126V206ZM132 205V206H131ZM173 205V206H172ZM5 208H4V207ZM29 208H28V207ZM58 206V207H57ZM60 206V207H59ZM122 206V207H121ZM172 206V207H171ZM248 208H247V207ZM250 206V207H249ZM258 206V207H257ZM22 207V208H21ZM23 207H24V209H26V210H23ZM35 207H37L36 209H34ZM39 207V208H38ZM58 209H57V208ZM134 207V206H133ZM132 207V208H133ZM190 207V208H189ZM54 208V210L55 209H57L56 210V212L54 211V210H52V209ZM120 208V209H119ZM123 208H125V209H123ZM169 208H170V210H169ZM179 208V209H178ZM22 209V210H21ZM62 209H64V211L62 210ZM123 209V210H122ZM176 209V210H175ZM183 211H182V210ZM11 210H13L12 212H9V211H11ZM35 210V211H34ZM60 210V211H59ZM62 210V211H61ZM122 210V212H120ZM168 210V211H167ZM173 210V211H172ZM175 210V211H174ZM189 210L191 211V212H189ZM23 211V213L20 215V212H22ZM37 211V212H38ZM49 213H48V212ZM51 211H53V213H51ZM120 213H119V212ZM178 211V212H177ZM179 211H181V212H179ZM186 211H188V212H186ZM193 211V212H192ZM257 211V210H256ZM7 212H9V213H7ZM24 212H27V213H25L26 215H23L24 214ZM35 212V213H34ZM175 212V213H174ZM184 212H185V214L187 215V213L189 214V217L190 216H192V217H190L189 219H188V221L189 222H191V223H194L195 221H197L196 223H198L199 222V228L201 227V225H203V227H205V229H204V231H205V237H207L211 242H214V244L213 243H211V242H208V244H207V242H206V240H207V238H206V240H205V242H204V240H202V238H197V237H194L193 236V234L191 233V231H189V230H187V231H185V229H188V227L187 228H184V227H180V226H183L182 225V223H183V218L184 217H181L182 218V220H181V218H180V216H186L185 214H184ZM249 212V213H248ZM11 213V214H10ZM29 213V214H28ZM32 213V214H31ZM34 213V214H33ZM48 213V214H47ZM126 213V214H125ZM170 213V214H169ZM184 215H183V214ZM9 214V215H8ZM40 214V215H39ZM47 215V217H46V215ZM50 214V216L48 217V215ZM123 216H122V215ZM171 214H172V216H171ZM177 214H178V217H177ZM191 214V215H190ZM195 214V215H194ZM263 214H264V212H263ZM19 216V217H18ZM27 216V217H26ZM122 216V217H121ZM188 216V215H187ZM199 216V217H198ZM22 217V218H21ZM25 217V218H24ZM204 217V218H203ZM217 217H219V216H217ZM216 217V218H217ZM244 219H243V218ZM9 218V219H8ZM19 218V219H18ZM122 218V219H121ZM247 218V219H246ZM30 219L29 220H27L28 222L27 223H30L31 221H30ZM39 219V218H38ZM41 219V218H40ZM202 219V220H201ZM251 219H253V217H250V219L249 220H251ZM18 220V221H17ZM129 220V219H128ZM181 220V221H180ZM217 220V219H216ZM245 220H246V222H245ZM4 221V222H3ZM5 221H6V223H5ZM22 221V222H21ZM24 221H25V224H22V223H24ZM130 221V220H129ZM180 221V222H179ZM188 221H186V222H188ZM206 221V222H205ZM19 222V223H18ZM61 222H63V223H61ZM115 222V223H114ZM125 222H126V220H125ZM178 222H179V224H178ZM204 222V223H203ZM5 223V224H4ZM18 223V224H17ZM70 223V224H69ZM74 224L72 227H71V225L72 224ZM103 223H107L108 225H103ZM132 223H133V226H132ZM190 223V224H191ZM244 223V224H243ZM20 224H22V225H20ZM57 226H56V225ZM67 224H69V225H66ZM129 224V223H128ZM177 224V225H176ZM181 224V225H180ZM189 224V225H190ZM239 224V225H238ZM249 224V225H248ZM19 225L20 226H25L23 229H21V228H19ZM28 227H27V226ZM170 225V226H169ZM178 225H180V226H178ZM188 225V226H189ZM60 226V227H59ZM176 226V227H175ZM180 227V228H178V227ZM43 227V228H42ZM45 227V228H44ZM52 227V228H53ZM74 227H76V228H74ZM131 227H133L132 228V230H131ZM262 227H263V229H262ZM19 228V229H18ZM58 228L60 229V230H58ZM62 228H64V230L62 229ZM66 228V229H65ZM184 228V229H183ZM25 229V230H24ZM41 229H44V230H41ZM46 229V230H45ZM50 229V230H49ZM86 229V230H85ZM181 229H183V232H182V230ZM207 229V230H206ZM243 229V230H242ZM40 230V231H39ZM81 230V231H80ZM94 231V234L96 235V236H93L92 234H91V231ZM261 230V231H260ZM6 231V232H5ZM45 233H47V234H45ZM47 231V232H46ZM50 231V232H49ZM58 233H57V232ZM67 231V233H64V232H66ZM79 231V232H78ZM92 231V232H93ZM96 231H98V232H96ZM104 231V232H103ZM185 231V232H184ZM189 231V234L187 233L186 234V232H188ZM55 233V237L53 236L54 235V233ZM77 232V233H76ZM88 232V233H87ZM104 233V235H106L107 236V234H108V243L109 242H112V243H114V245H112V248L113 247H115L116 246V248L115 249H117L116 251H114V248H113V250H112V248H111V246L110 247H108V251H103V252H101V253H103V254H101L100 256H99V254H100V251L99 252H97V254L98 255H96L97 257H95V259H93V261H89V247H88V249H87V246L88 245H86V244H88V243H90L91 241H89L91 238L90 237H96L97 238V241L99 242L100 241V234H103ZM137 232V231H136ZM136 232L134 233V234H136ZM149 232H151L150 234H149ZM231 232V233H230ZM237 232V233H236ZM24 233H27V235L26 236H24ZM44 235H43V234ZM48 233H49V235H48ZM51 233V234H50ZM63 233V234H62ZM82 233V234H81ZM87 233V234H86ZM90 233V234H89ZM98 235H97V234ZM111 233V234H110ZM191 233V234H190ZM228 233V234H227ZM241 233V234H240ZM35 234V236H33ZM42 234V235H41ZM65 234V235H64ZM85 234V235H84ZM138 234V233H137ZM208 234H209V236H208ZM235 234H237V235H235ZM59 235V236H58ZM64 235V236H63ZM84 235V236H83ZM88 235V236H87ZM233 235L234 236H236L237 238H239V239H237L236 237H233ZM244 235V236H243ZM246 235V236H245ZM25 238H24V237ZM40 236V238H43V239H40V238H38ZM51 236V237H50ZM57 236H58V238H57ZM138 236V235H137ZM142 236V237H141ZM212 236V237H211ZM240 236V237H239ZM1 237H3V236H1ZM12 237L10 238V240L12 239ZM22 237H23V239L24 240H27V241H24L26 244H28V246L25 248V245L23 246L22 245V241H23V239H22ZM26 237H27V239H26ZM46 237H50L49 239L48 238H46ZM52 237H53V239H52ZM60 237H62V238H60ZM118 237V238H117ZM139 237L138 238H136V239H139ZM227 237V238H226ZM228 237L230 238L229 240H228ZM34 238V239H33ZM82 238H85V239H82ZM86 238H88V239H86ZM112 238V239H111ZM125 240V242H126V240H128L125 244H124V246L122 245V243H120V242H124L123 240ZM196 238V239H195ZM232 238V239H231ZM235 238V239H234ZM241 238V239H240ZM7 239V238H6ZM21 239H22V241H21ZM28 239L30 240L29 241V243H27L28 242ZM56 239H58V240H56ZM110 239H111V241H110ZM139 239V240H140ZM198 239V240H197ZM216 239V238H215ZM245 239V240H244ZM248 241H247V240ZM250 239H251V241H250ZM42 240V241H41ZM54 240V241H53ZM62 240V241H63ZM88 240V241H87ZM114 242H113V241ZM119 241V240H121L119 243L121 244L120 246H122V248L118 245L119 243L117 242V241ZM139 240H137L138 242H139ZM34 241V242H33ZM40 241H41V244H42V242L44 241H47V242H45V244H44V242H43V244L42 245H40ZM51 241V242H50ZM137 241H135V242H137ZM202 241V242H201ZM238 243H237V242ZM142 242V241H141ZM235 242V243H234ZM34 243H35V245H34ZM39 243V244H38ZM47 243V244H46ZM86 243V244H85ZM118 243V244H117ZM130 243V242H129ZM237 243V244H236ZM250 243V244H249ZM1 244V243H0ZM58 244H57V247H58ZM116 244V245H115ZM206 244H207V246H206ZM213 244V245H212ZM23 246V248H22V246ZM36 247H34V246ZM40 245V247L41 246H43V247H38ZM97 245H98V243H97ZM120 247V248H118V246ZM210 245V246H209ZM232 245H233V247H232ZM1 246V245H0ZM21 246V247H20ZM31 246H32V248H31ZM48 246H50V247H48ZM136 246L138 247V245H136L135 244V248H136ZM209 246V247H208ZM228 246V247H229ZM238 246V247H237ZM8 247H10V245H8ZM7 247V245H6V247H3L2 248V246L0 247V264H4L6 261H8V262H6L5 264H10L11 263V261L13 260V254H12V252H11V250L9 249ZM25 248V249H24ZM35 248V249H34ZM38 248V249H37ZM97 248H99V247H97ZM112 250V254H111V251H110V249ZM152 250H151V249ZM153 248H155V250L153 249ZM208 248V249H207ZM212 248V249H211ZM238 248H240V250L238 249ZM4 249H6V254H4L2 251L4 250ZM32 249H34V250H32ZM208 251H207V250ZM233 249V250H232ZM234 249H235V251H234ZM24 250V251H23ZM31 250V251H30ZM44 251L45 250V253H43L42 251ZM60 250V249H59ZM97 250H99V249H97ZM120 250L118 251V252H120ZM149 250V251H148ZM209 250H211L210 252H209ZM252 250V251H251ZM109 251H110V254H109ZM184 251H188L189 253H194L195 255H198V254H202V256H203V259H205V260H195L196 258H194V260H192V259H190V260H181L180 258H178V260L176 259V260H174L175 261V263H172V262H168L169 260H170V258H171V256H172V254L174 253V255H177V256H179L182 252H184ZM61 252H63V253H65L66 252V250H62ZM241 252V253H240ZM26 253H28L27 255L28 256H26ZM38 253V254H37ZM47 253V254H46ZM62 253V254H63ZM185 253H187V252H185ZM214 253V254H213ZM254 255H253V254ZM2 254V255H1ZM11 254V255H10ZM50 254V253H49ZM109 255V257H108V255ZM37 255V256H36ZM47 256L48 255V257L47 258H49V259H47L46 260V258H44L45 256ZM69 255H70V257H69ZM213 257H212V256ZM8 256V257H7ZM11 256V257H10ZM39 256H41L43 259H41V257H39ZM44 256V257H43ZM27 257V258H26ZM34 259H32V258ZM35 257L37 258H39V260L37 259H35ZM55 257V258H54ZM104 257V258H103ZM155 257V256H154ZM233 256H231L230 258H232ZM6 258V259H5ZM31 258V259H30ZM62 258V259H61ZM66 258V259H65ZM70 258V259H69ZM101 258H102V260H101ZM105 258H106V260H105ZM230 258H228V259H230ZM256 260H255V259ZM10 259H12V260H10ZM85 261H84V260ZM227 259V260H228ZM6 260V261H5ZM64 260V261H63ZM75 260V261H74ZM192 260V261H191ZM224 260V261H223ZM234 259H231V261H233ZM4 261V262H3ZM46 261V262H45ZM66 261V262H65ZM106 261V262H105ZM230 260H228V262H231ZM29 262V263H28ZM34 262V263H33ZM56 262V263H55ZM70 262V263H71ZM87 262V263H86ZM90 262V263H89ZM190 262V263H189ZM203 262V263H202ZM212 262V263H211ZM221 262V263H220ZM227 262V261H226ZM225 262V263H226ZM227 262V263H228ZM71 263V264H72ZM126 263V262H125ZM127 263H129V264H132V261L131 262H127ZM226 263V264H227ZM233 264H234V262H232ZM109 264V263H108ZM205 264H207L206 262H205ZM229 264V263H228ZM231 264V263H230Z\"/></svg>", "mask_w": 264, "mask_h": 264}, {"label": "bare ground", "instance_id": "bare-ground-1", "mask_svg": "<svg viewBox=\"0 0 264 264\" xmlns=\"http://www.w3.org/2000/svg\"><path fill=\"white\" fill-rule=\"evenodd\" d=\"M62 1V0H61ZM159 1V0H158ZM161 1V0H160ZM169 1V0H168ZM167 1V2H168ZM173 1V0H172ZM180 1V0H179ZM191 1V0H190ZM209 1H211V0H209ZM247 1H249V0H247ZM253 2H254V0H252ZM262 1V0H261ZM71 2V1H70ZM157 2V1H156ZM164 2V1H163ZM171 2V1H170ZM169 2V3H170ZM182 2V1H181ZM208 2V1H207ZM230 2H232V1H230ZM249 2H251V1H249ZM73 3H75L74 1H73ZM161 3V2H160ZM175 3V2H174ZM179 3V2H178ZM193 3V2H192ZM229 3V2H228ZM264 3V2H263ZM23 4V0H18V5L20 6V5H22ZM77 4V3H76ZM158 4V3H157ZM165 4V3H164ZM176 4V3H175ZM184 4V3H183ZM182 4V5H183ZM256 4H258V3H256ZM73 5V4H72ZM75 5V4H74ZM80 6H82L81 4H79ZM161 5V4H160ZM172 5V4H171ZM196 5V4H195ZM259 5V4H258ZM257 5V6H258ZM264 5V4H263ZM77 6V5H76ZM165 6V5H164ZM185 7L187 6V5H184ZM191 6V5H190ZM212 6V5H211ZM72 7V6H71ZM70 7V9L72 10V8ZM73 7H75V6H73ZM252 7H253V5H252ZM254 7H255V4H254ZM80 8V7H79ZM78 8V9H79ZM200 8V7H199ZM199 8H197V9H199ZM244 8V7H243ZM263 8V7H262ZM75 9V8H74ZM77 9V8H76ZM186 9H189V7L187 8L186 7ZM249 10H251V9H249ZM252 10H254V8L252 9ZM138 11V10H137ZM178 11V10H177ZM257 11V10H256ZM255 11V12H256ZM262 10H258V12H259V14L260 13H263V11L261 12ZM251 12V11H250ZM257 12V13H258ZM120 13V12H119ZM224 13V12H223ZM242 14V13H241ZM240 14V20L238 19L236 22H237V24L238 25H240L241 26V28H242V30H244V31H242L241 30V32H243V35L244 36H241V35H239V34H242L241 32L239 33L238 32V34L237 35H233L232 33V30H231V28L232 27H229L230 28V30H229V28H227V31H226V29H225V31H226V33H224V34H226V35H224L225 37L224 38H226L227 36H228V40H229V42L232 40V42H233V37L234 36H236V37H239V39L238 40H236V41H239V40H241L242 42H244V41H246V43H247V45H249V41H247V40H251V38H252V36L255 34H252L253 32H252V30L250 31V27H249V17L248 16H250V15H248L247 16V14H246V12H245V14L246 15H244V16H247L248 18H245V17H243V14L241 15ZM62 15V14H61ZM156 15V14H155ZM214 15V14H213ZM239 15V14H238ZM251 15H253V14H251ZM135 16V15H134ZM149 16V15H148ZM147 16V17H148ZM173 16V15H172ZM195 16V15H194ZM199 16V15H198ZM225 16V15H224ZM259 16V15H258ZM257 16V17H258ZM62 17V16H61ZM151 17V16H150ZM169 17H171L170 15H169ZM199 17H201V16H199ZM198 17V18H199ZM203 17H204V14H203ZM207 17V16H206ZM216 17H218L217 16V14H216ZM220 17V16H219ZM218 17V18H219ZM226 17V16H225ZM232 17V16H231ZM253 17H256V16H253ZM60 18V17H59ZM135 18V17H134ZM175 18H176V16H175ZM209 18H210V16H209ZM212 18V17H211ZM210 18V19H211ZM217 18V19H218ZM158 19V18H157ZM170 19V18H169ZM181 19V18H180ZM179 19V20H180ZM183 19V18H182ZM181 19V20H182ZM187 19V18H186ZM185 19V20H186ZM196 19V18H195ZM208 19V18H207ZM227 19V21H228V18H226ZM231 19V18H230ZM250 19H253V18H250ZM153 20H155V18H153ZM158 20H160V19H158ZM157 20V21H158ZM214 20V19H213ZM263 20V19H262ZM25 21L26 22H28V23H30L29 21H28V19L27 18H25ZM152 21V20H151ZM156 21V22H157ZM164 21V20H163ZM167 21H168V19H167ZM175 21V20H174ZM195 21V20H194ZM194 21H193V23H194ZM197 21H199L198 19H197ZM208 21H210V20H208ZM207 21V22H208ZM215 21V20H214ZM223 20H221V22H222ZM235 21H232L231 23H230V25L233 23V22H235ZM155 22V21H154ZM161 22V21H160ZM171 22H172V19H171ZM184 22V21H183ZM186 22H187V20H186ZM196 22V21H195ZM201 22H202V20H201ZM220 22V23H221ZM89 23V22H88ZM173 23V22H172ZM179 23H180V21H179ZM185 23V22H184ZM188 23V22H187ZM192 23V24H193ZM210 23H212V21L210 22ZM216 23V22H215ZM228 23V24H229ZM89 24H91V23H89ZM196 24V23H195ZM198 24V23H197ZM204 24H208V23H206V20H205V22L203 23V25ZM219 24V23H218ZM217 24V25H218ZM222 24V23H221ZM224 24V26H226V27H228L229 25L227 24V22H226V24L227 25H225V23H223ZM156 25V24H155ZM159 25V24H158ZM170 25V24H169ZM169 25H167V26H169ZM183 25V24H182ZM203 25H201V27L203 26ZM209 25V24H208ZM220 25V24H219ZM218 25V26H219ZM161 26V25H160ZM165 26V25H164ZM166 26V27H167ZM186 26H188L187 24H186ZM211 26V25H210ZM210 26H207V27H209V29H210ZM183 27V26H182ZM196 27V26H195ZM204 27H206V26H204ZM212 27H214V23H213V26ZM220 27V26H219ZM219 27H217V28H219ZM155 28V27H154ZM184 28V27H183ZM221 28V27H220ZM235 28V27H234ZM172 29V28H171ZM185 29V28H184ZM216 29V28H215ZM239 29V28H238ZM203 30V29H202ZM217 30V29H216ZM235 30V29H234ZM176 31V30H175ZM204 31V30H203ZM218 31V30H217ZM178 32H180V30L178 31ZM201 32V31H200ZM223 32V31H222ZM250 32H252V33H250ZM173 33H174V31H173ZM182 33H184V32H182ZM208 33V32H207ZM212 33H214V32H212ZM237 33V32H236ZM187 34V33H186ZM189 34H191L190 32H189ZM197 34V33H196ZM211 34V33H210ZM250 34H252L251 36H250ZM177 35H179L180 36V34H177ZM177 35H175V36H177ZM195 35V34H194ZM207 35V34H206ZM209 35V34H208ZM212 35V34H211ZM210 35V36H211ZM218 35V34H217ZM175 36H173V38L175 37ZM186 36V35H185ZM189 36V35H188ZM197 36V35H196ZM233 36V37H232ZM256 36V35H255ZM254 36V37H255ZM149 37V36H148ZM153 37V36H152ZM152 37H150L149 39L151 40V41H149L150 42V45H149V42H148V45H149V47L147 46V48H148V50H147V48H146V46H145V49L150 53L149 54V56L150 55H152V54H154V55H152V56H158V58L160 59L161 58V56H163L164 54H165V56L166 55H169V56H171L170 55V53H168V54H166L167 53V51H164V50H162L160 47H159V42H160V40H158V42H156L155 40H152L154 37H155V35H154V37L152 38ZM157 37V36H156ZM159 37V36H158ZM189 37H191V36H189ZM193 37V36H192ZM209 37V36H208ZM207 37V38H208ZM218 36H216V38H217ZM221 37V36H220ZM236 37H235V39H236ZM182 38H186V37H182ZM181 38V39H182ZM211 38V40H212V37H210ZM223 38V39H224ZM231 38H233V39H231ZM245 38V39H244ZM257 38V40L260 38H258V37H255V39ZM137 39V38H136ZM155 39V38H154ZM158 39V38H157ZM177 39V38H176ZM191 39V38H190ZM194 39H196V37H194ZM199 39H200V37H199ZM204 39H205V37H204ZM215 38H213V40H214ZM218 39H219V37H218ZM218 39H215V40H217L218 41ZM226 39V40H227ZM254 39V38H253ZM252 39V40H253ZM261 39V38H260ZM259 39V41H255V40H253V42H252V40H251V42H252V45H250V47L249 46H247V45H242L243 46V48L242 47H240V46H238L239 47V51L241 52L242 51V49H245L244 48V46H247L248 48H246L247 50H244V52H246V51H250V52H252L253 54H254V52L256 53V51L257 50H259L260 49V47H261V45L262 44H260V43H262V41ZM2 40V39H1ZM6 40V39H5ZM68 40V39H67ZM130 40V39H129ZM135 40V39H134ZM166 39H164V41H165ZM170 40V39H169ZM168 40V41H169ZM197 40H198V38H197ZM210 40V41H211ZM225 40V39H224ZM226 40H225V43H224V45L225 44H227L225 47L223 46V48H225V53H224V50L222 51L223 52V54H228V56H229V54H232L233 53V51H234V48L235 47H231L232 45H228V43H226ZM228 40H227V42H228ZM8 41V40H7ZM163 41V40H162ZM167 41V40H166ZM183 41V40H182ZM178 42L181 46H182V44H184L185 42H187V41H185L184 43L183 42ZM59 42V41H58ZM125 42H127V41H125ZM130 42V41H129ZM171 42V41H170ZM177 42V41H176ZM198 42V41H197ZM203 42V41H202ZM205 42V41H204ZM209 42V41H208ZM213 42V41H212ZM218 42H220V41H218ZM217 42V43H218ZM250 42V43H251ZM263 42H264V40H263ZM3 43H5V42H3ZM61 43V42H60ZM63 43V45H66L69 49H71V51H72V47H71V45L69 46V43L67 44V43H65L64 41L62 42ZM61 43V44H62ZM135 43V41L133 42V44ZM161 43V42H160ZM189 43V42H188ZM187 43V49L189 50L190 48H188L190 45ZM193 43V42H192ZM199 43H200V40H199ZM213 43H215L216 44V42H213ZM75 44V43H74ZM125 44V43H124ZM178 44V45H179ZM195 45H196V43H194ZM206 44H208V43H206ZM205 44V45H206ZM219 44V43H218ZM237 44V43H236ZM238 44H241V43H238ZM243 44H245V42L243 43ZM57 45H59V44H57ZM88 45L89 44H87V47H88ZM162 45H164V43H162V44H160V46H162ZM166 46H167V44H165ZM164 45V46H165ZM192 45V44H191ZM203 45V44H202ZM217 45V44H216ZM216 45H214L215 47H216ZM166 46H165V48H166ZM171 46V45H170ZM176 46V45H175ZM193 46V45H192ZM213 46V45H212ZM64 47V46H63ZM75 47V46H74ZM93 47V46H92ZM144 47V46H143ZM177 47V46H176ZM183 47V46H182ZM185 47V48H186ZM196 47H197V45L195 46V52H196V54H194V55H196L197 57L199 56V54L198 53H200L202 50L203 51H205L206 52V49H207V47L208 46H206V49H204L203 47H201V46H198L197 48L198 49H196ZM199 47H201V48H203L202 50L201 49H199ZM211 47V46H210ZM1 48V47H0ZM49 48V47H48ZM172 48V47H171ZM173 48H175V47H173ZM180 48V47H179ZM217 48V47H216ZM219 48H221V47H219ZM219 48H217V49H219ZM222 48V49H223ZM263 49L262 50H264V47H262ZM3 49L6 51V52H11V47L9 46V45H7V44H5L4 46H3ZM46 49V48H45ZM63 49V48H62ZM89 49H90V45H89ZM142 49V48H141ZM213 49V47L210 49V50H212ZM216 49V50H217ZM48 51H50L49 49H47ZM53 50V49H52ZM73 50H75V49H73ZM77 50V49H76ZM91 51H92V49H90ZM135 50V49H134ZM183 50V49H182ZM186 50V49H185ZM193 50V47H192V49H191V51ZM210 50H208L207 52H209ZM55 51H56V49H55ZM78 51H80V52H82L81 50H78ZM179 51V50H178ZM177 51V52H178ZM181 51V50H180ZM178 52V53H180V56H182L181 55V52ZM238 51V52H239ZM261 51V49L259 50V52ZM32 52V51H31ZM59 52V51H58ZM73 52V51H72ZM75 52H77V51H75ZM86 52V51H85ZM89 52V51H88ZM88 52H86V53H88ZM147 52V53H148ZM176 52V51H175ZM176 52V53H177ZM184 52V50L182 51V53ZM190 52V51H189ZM188 51L187 52H185V53H189ZM193 53H194V51H192ZM235 52H236V50H235ZM234 52V53H235ZM264 52V51H263ZM44 53V52H43ZM54 53V52H53ZM178 53H177V55H178ZM210 53V52H209ZM213 53H214V51H213ZM212 53V51H211V54H213ZM216 54H217V52H215ZM214 53V55H216ZM221 53V52H220ZM234 53H233V56H234ZM251 53V54H252ZM42 54V53H41ZM60 54V53H59ZM74 54V53H73ZM77 54H79V53H77ZM76 54V55H77ZM89 54V53H88ZM146 54V53H145ZM171 54H172V51H171ZM191 54V53H190ZM218 54H219V52H218ZM246 56H244L243 58V60H246V58H247V54L246 53H244ZM251 55L250 57H248L249 58V60H247L246 62L245 61H243V63L241 62L242 60H240V57L239 56H234V57H232V55H231V57H225V58H223L224 56L222 55V53L221 54H219V56L220 55H222L223 57V59H225V61H224V63H221L220 62V60H219V65L217 66V69H220V71H216V72H214L213 71V73L211 72V73H207V71L205 72V70L203 71V72H200V74L201 73H203V74H199V71L201 70V69H203V68H201V66L200 67H198V69L199 68H201L199 71H198V69H197V71H195L194 72V69H195V66H194V64H192L193 66H191V63H192V61H193V63H195L194 62V57L193 58H191V59H194V60H192L188 65H186V66H183L184 68V70H186L185 72H183V74H181V72L179 71V70H177L176 71V69H180V70H182V65H184V63L186 62V61H177L178 62V64L175 66V63L174 64H171L172 65V67H169V66H166V63H165V65L164 66H166V72H162V74L163 75H176L177 73H178V71L180 72V76H178L177 77V75L175 76V78L173 79V77L174 76H172V79H171V77L169 78V82H168V78H166V77H164L162 80L164 81V80H167V86H165L164 84L162 85H158V84H160V83H158L157 82V80H156V78L157 77H155V79L154 78H151V79H154V81H156V82H153V80L152 81H149V82H153L152 84L150 83L149 84V82H146L144 79H143V81L145 82V84L144 85H146V90L144 91L143 89L141 90L140 88H139V90L138 89H135V88H133V86L134 85H132V87H130V86H128V84H130L129 83V81H128V83L127 82H125L124 80V82H125V84H120V83H117V85H119V86H121V89L119 88V90H117V86H116V84H112V82H110L109 81V79H111L110 78V76H109V74L111 73V70L112 69H110V67L112 68V66H109L108 68H107V62H103V64H104V68H100V65H97L98 67H96L95 65H94V62H93V64L91 63V67H92V65H93V67L89 70H86L87 72L88 71H90V72H88V73H85L86 71H84L83 72V74L85 73L86 75L87 74H89L86 78H88L89 79V82H90V84H89V89H87V91H85V92H89V93H85L84 92V90H86V89H84V90H81V91H83L85 94H84V96H81V99H80V97H78L79 99H77L76 97H73V99L71 98V103L73 102L74 104H72V106H75V107H77V105H78V107L79 108H81V107H83V105L84 106H86V107H83V111H85V110H87V108L89 109L90 107L91 108H94L96 111H95V113H97L98 112V114H103L104 113V111H106L105 109H107V111H106V113H107V119H110V120H112L113 119V117H115V116H118V117H124V121H125V119L127 118V117H129V119H132V120H134V121H138L137 123H139L140 121L139 120H141V123H143L144 124V122L146 123L145 125L147 126H149V125H152V124H155V123H160L161 121L167 126V128L169 127V131H167V132H165V131H163V132H157V131H153V130H151L149 127H145V128H140L139 130H138V128H139V126H138V128H137V130L139 131V132H144V133H146V134H150L151 136H148V137H152L153 136V138L154 137H162V138H164L165 140L163 141L162 139H161V143L162 144H164V146H162L163 148H166V150H168L167 152V155L165 156V157H163V158H161V160L160 161H156V156H152L153 158H149V161H148V165L150 166V168H146L147 170H148V172H147V174H145V178H143V177H141V176H143L144 174H142L141 176H139V177H141L145 182H146V180L150 183V182H152L153 180V184H155V183H157V181L155 182V180H160V178L162 179V177H164V179H165V177L166 178H168V179H170V181L172 180L173 182H172V188L176 191V193L178 194L177 195V200H179V202H181V203H183L184 202V204H187V206L189 205V204H192V208H190V209H194L195 210V212H198L199 214H201V215H203L204 214V216L206 215L207 217H208V220H209V222L206 224V226L209 224V226H208V232H209V230H212V232H214L215 233V235H213L214 236V242H215V244H214V242H211L207 237H205V231H204V229H205V227H203V225H201V227L199 228V222L198 223H196L197 221H195L194 223H191V222H189L188 221V219L190 218V217H192V216H190L189 217V214L187 213V215L185 214V212H184V214L186 215V216H180V218L181 217H184L183 218V220H182V218H181V220L183 221V223H182V225L183 226H180V225H178V226H180V227H184V228H187L188 227V229H185V231H187V230H189V231H191V233L193 234V236L194 237H197L198 239L199 238H202V240H206V238H207V240H206V242L208 241V242H211V243H213L212 245H213V247H214V249H215V251H216V256H214V258H213V263H214V260H215V262H216V257L217 258H219L221 261H222V259H224L225 257V259H226V261L228 262V260H230L231 261V259H234L233 261H231V262H228L229 264L231 263V264H233L232 262H234V264H257V263H255V261L253 260V259H250L249 258V255L248 254H251V252L250 253H248L247 254V252H245L246 254H242L241 252V254H239L238 252H236L235 251V249H234V251L235 252H230V250L228 251V248H231L229 245L230 244H228L229 242L228 241H226L225 240V231H230L229 229H232L233 231H238V232H240L239 231V226H237V225H235V227L233 226L234 224H233V221H235L234 220V217L235 216H237V214L240 212V210H241V203H239L242 199H240L239 197L236 199V196H238V194L236 195V193H237V191H236V189L238 188V186L240 187L241 185H239L238 183L240 182V183H244L245 184V189H246V193H244L245 194V196L248 194L249 195V197H247L246 198V200L244 201V203L246 204V201H247V199H249V200H252V201H250L251 203H255L258 199H260V198H262L261 197V194H262V191H260L259 190V185L261 184V182L260 181H262V180H260V178H259V173H261V171H260V166L256 163H253V160L252 159H254V161H255V159H260V162H262V161H264V150L261 148L260 149V146H264V121L261 119V117H260V112H258V110L255 108V104H258L259 105V108L261 109V111L264 113V106H263V102H256L255 104L254 103H248V105H243L240 109H238L236 112H234V113H232L231 115H226L225 114V112L224 111H227V110H230L231 111V109H230V105H232V104H234L233 102H232V104H231V102H227L226 101V99L227 98H229V97H231V96H233V94H235V93H237V92H241V89L243 90V89H245V88H248L249 86H251L252 84H254V83H256V81H258V82H262L263 84H264V81L263 80H261V78L260 77H258V76H261V75H259V73L258 72H260V69L263 67V64H264V62L262 63V61L261 60H259V58H258V55H257V57H255V54L254 55ZM260 54L263 56V53H261L260 52ZM53 55V54H52ZM81 55H84V54H81ZM94 55V54H93ZM147 55V54H146ZM173 55V54H172ZM189 55V54H188ZM188 55L186 56V57H188ZM192 55V54H191ZM207 57H209L210 55L207 53ZM239 55H241V54H239ZM243 55V54H242ZM261 55L259 56V57H261ZM30 56H32V58H33V55H30ZM63 56V54H61V56L60 57H62ZM69 56V55H68ZM67 56V57H68ZM75 56V55H74ZM163 57V58H166V57ZM168 56V57H169ZM175 56V55H174ZM185 56V55H184ZM193 56V55H192ZM206 56V54H204V57ZM213 56V55H212ZM217 57V58H219L220 59V57ZM54 57V56H53ZM81 56L79 55V57H77V58H80ZM83 57V56H82ZM86 57V56H85ZM148 57V56H147ZM167 57V58H168ZM178 57H179V55H178ZM185 57V58H186ZM191 57V56H190ZM203 57V56H202ZM213 57H215V56H213ZM237 57H239V58H237ZM16 58V57H15ZM56 58V57H55ZM63 58V57H62ZM61 58V59H62ZM88 58V57H87ZM151 58V57H150ZM175 58H176V56H175ZM180 58V57H179ZM179 58H178V60H179ZM183 58V57H182ZM184 58V59H185ZM212 58V57H211ZM247 58V59H248ZM34 59H35V57H34ZM34 59H32V60H34ZM53 59V58H52ZM58 59H60V58H58ZM68 59H69V57H68ZM72 59V58H71ZM90 59V58H89ZM88 59V60H89ZM169 59H171V58H169ZM177 59V58H176ZM187 59H189V61L191 60L190 58H187ZM198 59H199V57H198ZM206 59H208V58H206ZM216 59V58H215ZM19 60V59H18ZM24 60V59H23ZM31 60V59H30ZM91 60V59H90ZM103 60V59H102ZM150 60H152V58L150 59ZM150 60H148L149 62H151ZM153 60H156V59H153ZM153 60H152V62H153ZM158 60V59H157ZM200 60L202 61V59H201V56H200V59H199V61L198 62H200ZM205 60V59H204ZM53 61V60H52ZM57 60L55 59V62H56ZM71 61V60H70ZM85 61H87L86 60V58H85ZM100 61H101V59H100ZM108 61V60H107ZM173 61V60H172ZM195 61H197V60H195ZM206 61V60H205ZM210 61V60H209ZM212 61V60H211ZM215 61V60H214ZM218 61V60H217ZM222 61V62H223ZM16 62V61H15ZM18 62V61H17ZM32 62V61H31ZM35 62V61H34ZM55 62L53 61V63L55 64ZM59 62V61H58ZM61 62V61H60ZM58 63L60 66V68L58 67V70H61V68L63 67V69H66L65 68V66H64V64H63V66H62V64L61 63ZM66 62V61H65ZM77 62H78V60H77ZM81 62H82V60H81ZM109 62V61H108ZM151 62V63H152ZM155 62H157V61H155ZM181 62V63H180ZM184 62V63H183ZM208 62V61H207ZM213 62V61H212ZM240 62H241V65L242 64H244V62H245V64L243 65V67L245 68V69H243V71H242V68H241V66H240ZM0 63H1V57H0ZM71 63V62H70ZM72 63H74V61L72 62ZM72 63L71 64H69V62H68V64L69 65H72ZM75 63H76V59H75ZM85 64L84 65H86V64H88V63H86V62H84ZM111 63V62H110ZM150 63V64H151ZM163 62H161V64H162ZM201 63V62H200ZM199 63V64H200ZM209 63V62H208ZM218 63V62H217ZM34 64H36V67L38 68V66L39 65H37V63H34ZM48 64V63H47ZM53 64V65H54ZM57 64V65H58ZM97 64H99V63H97ZM114 64V63H113ZM156 64V66H160V65H157V63H155ZM160 64V63H159ZM180 64H182V65H180ZM185 64H187V63H185ZM196 64V63H195ZM198 64V63H197ZM196 64V65H197ZM198 64V65H199ZM204 64V63H203ZM216 64V63H215ZM16 65H18V63L16 64ZM41 65H43V64H41ZM56 65V64H55ZM83 65V66H84ZM147 65V64H146ZM149 65V64H148ZM181 67H180V66ZM202 65V64H201ZM214 65V64H213ZM89 66V65H88ZM88 66H86V67H84V69L85 68H87ZM149 66H152V65H149ZM174 66V67H173ZM177 66H179L178 68H177ZM211 66V65H210ZM216 66V65H215ZM240 66V67H239ZM17 67V66H16ZM35 67V68H36ZM41 67V66H40ZM39 67V68H40ZM48 67V66H47ZM68 67H70V66H68ZM72 67V66H71ZM105 67H106V69H105ZM152 67H154L155 68V66H152ZM15 68V67H14ZM13 68V69H14ZM35 68L33 67V66H30L29 67V71L32 73V74H36V75H38V74H41V73H39V72H42L40 69H39V72L37 73L36 72V70H35ZM49 68H51L50 67V65H49ZM56 69H57V66L55 67ZM55 68H53L52 67V73L56 70ZM74 68H76V64H75V67ZM89 68V67H88ZM150 68V67H149ZM174 68V70H172ZM176 68V69H175ZM186 68V69H185ZM211 68H213V67H211ZM239 68H241L240 70L242 71V72H240V75H239V77L241 76V79L239 78H237L238 80H240V81H238L237 79H236V82L234 83L233 81H232V77H230V75H229V77H227V76H224L223 75V72L224 71H229L230 69L232 70V72H236V74H237V71H238V69ZM43 69V68H42ZM53 69H55V70H53ZM69 69V68H68ZM67 69V70H68ZM70 69H72V68H70ZM69 69V70H70ZM81 69H83V68H81ZM83 69V70H84ZM264 69V68H263ZM18 73L20 74V67L18 68ZM49 70V69H48ZM67 70H64V71H67ZM79 70V69H78ZM196 70V69H195ZM211 70V69H210ZM230 70V71H231ZM239 70V71H240ZM12 71V70H11ZM45 71H47V70H45ZM80 71V70H79ZM117 70H115V69H113V72L116 74L117 72H116ZM230 71H229V73H230ZM30 72H29V74H30ZM49 72V71H48ZM56 72V71H55ZM110 72V73H109ZM187 72H188V74H190V76H187ZM198 72V73H197ZM204 72H205V74H204ZM208 72H210V71H208ZM225 72V73H226ZM18 73H16V74H18ZM44 73H46V72H44ZM61 73H62V76H57V75H53V76H55V80L56 79H59V78H57V77H61V80H60V82H62L63 83V75L64 76H66V72H63L62 70H61ZM61 73H59V75L61 74ZM69 75H72V73H73V71H71V72H67ZM78 73V72H77ZM121 73V72H120ZM257 73H258V75H257ZM261 73V72H260ZM264 73V72H263ZM13 74H14V71H13ZM15 74V75H16ZM18 74V75H19ZM21 74H22V72H21ZM84 74V75H85ZM117 74H119V73H117ZM179 74V73H178ZM35 75V76H36ZM50 75V74H49ZM82 75V74H81ZM81 75H80V78H82L81 77ZM154 75V74H153ZM14 76V75H13ZM20 76V75H19ZM51 76V75H50ZM79 76V75H78ZM149 76V75H148ZM71 77V76H70ZM76 76H74V78H75ZM129 77V76H128ZM127 77V78H128ZM150 77H152L151 76V74H150ZM237 77V76H236ZM13 78H15V77H13ZM16 78H17V76H16ZM67 78H68V76H67ZM79 78V77H78ZM79 78V79H80ZM84 78V77H83ZM82 78V79H83ZM123 79H124V77H122ZM122 78H119V79H122ZM126 77H125V79H126V81L129 79H127ZM149 78V77H148ZM166 78V79H165ZM50 79V78H49ZM51 79L52 80H50V81H53L54 83H56L57 84V82L59 83V80H57V81H55L54 80V77H52L51 76ZM70 79V78H69ZM71 79H72V77H71ZM70 79V80H71ZM79 79H77V81L79 80ZM88 79L87 80H85L86 82L88 81ZM158 79V78H157ZM235 78H233V80H234ZM40 80V79H39ZM73 80V79H72ZM74 80H76V78L74 79ZM81 80V79H80ZM79 80V82L78 83H80L81 81ZM117 80V79H116ZM116 80H114V82L116 81ZM130 80V79H129ZM161 80V81H162ZM13 81H15L14 79H13ZM44 81V80H43ZM49 81V80H48ZM117 81H119V82H121V80H117ZM131 81V80H130ZM141 81V80H140ZM162 81V82H163ZM41 82V81H40ZM65 82V81H64ZM72 82H74V81H72ZM72 82H70L69 81V84H72ZM112 84V85H115L116 87V92L117 91H119V93L121 92V95L123 96L122 98H125L127 95H129V94H131V95H129V96H131L129 99H133L132 101H133V103H132V101L131 102H126V101H121L122 99L121 98H119V99H117L116 98V101H115V98L113 99L112 98V96H111V98L113 99V101H115L114 103H112V101L111 102H108L109 104H111L112 103V105L110 106L108 103L106 104V102L107 101H110L109 99H111V98H109V99H107L106 98V96H108V91H110L112 88H114V87H112L111 89L108 87L109 86V84L110 83ZM142 82V81H141ZM54 83H52V84H54ZM85 83V82H84ZM88 83V82H87ZM126 83H127V85H126ZM137 83V82H136ZM147 83V84H146ZM241 83V84H240ZM261 83V84H262ZM47 84V83H46ZM45 84V85H46ZM59 84H61V83H59ZM81 84V83H80ZM80 84H78V85H80ZM262 84V85H263ZM15 85V84H14ZM74 85L76 86V81H75V83H74ZM83 85V84H82ZM136 85V84H135ZM137 85H139V84H137ZM144 85H140V87L141 86H144ZM260 85V84H259ZM262 85H260V86H262ZM44 86V85H43ZM53 86V85H52ZM75 86H73L74 88H75ZM259 86V87H260ZM47 87V86H46ZM58 87V86H57ZM57 87H55L54 88V90H59L60 88V86L58 87V89H56ZM68 87V86H67ZM80 87V86H79ZM78 87V88H79ZM85 87V86H84ZM87 87V86H86ZM138 87V86H137ZM238 87V88H237ZM240 87V88H239ZM12 88H14L15 89V86H13ZM48 88V87H47ZM49 88H50V86H49ZM66 88V87H65ZM74 88H71V89H74ZM110 90H109V89ZM143 88V87H142ZM250 88V87H249ZM254 88V87H253ZM13 89V90H14ZM46 89V88H45ZM70 89V88H69ZM82 89V88H81ZM144 89H145V87H144ZM240 89V90H239ZM52 92H53V90H51ZM60 91H61V89H60ZM69 91H71V90H69ZM75 91V90H74ZM74 91H71V92H74ZM80 91V93H81V95H82V92ZM247 91H250V90H247ZM11 92H12V90H11ZM10 92V93H11ZM17 92V90L15 91V93ZM46 92V91H45ZM56 91H54V94L53 95H55L56 93H55ZM58 92V91H57ZM70 92V93H71ZM15 93H14V96H16V95H18V93L15 95ZM47 93L49 94V95H51V92H49V91H47ZM61 93V92H60ZM77 93V92H76ZM119 93H117V94H119ZM122 93H125V94H122ZM62 94H64L65 95V93H63L62 92ZM61 94V95H62ZM73 94H75V93H73ZM111 94H112V91H111ZM111 94H109V95H111ZM238 94V93H237ZM241 94H242V92H241ZM244 94V93H243ZM11 95H13V92H12V94H9V92H8V90L7 91H5V92H3V93H1L0 94V112H2V114H4L3 115V117H2V119L0 118V126L1 127H3V128H5V136L3 135L4 133L3 132H1L2 131V129L3 128H1V130H0V132L1 133H3V134H1V135H3L5 138H3V136H1L2 137V139L4 140H2L3 142H6L8 139H6V136L7 135H9L8 133H10L11 131H13V127L12 128H10V124H11V122H12V118L11 117H14L12 114H10V115H12V116H10V115H8L7 114V109H6V107H8V110H9V105L7 104L11 99H14V97L13 98H11ZM29 95V94H28ZM52 95V97L54 98V96ZM60 95V94H59ZM63 95V97H65ZM114 95H116V94H114ZM236 95V94H235ZM234 95V96H235ZM26 95H24V97H25ZM55 96H57V95H55ZM242 96H244V95H242ZM247 96V95H246ZM21 97V96H20ZM59 97V98H58ZM58 97H55L56 98V100L54 99V101H57V100H59L60 99V97L61 96H58ZM83 97V98H82ZM117 97V96H116ZM128 97V96H127ZM250 96H248V98H249ZM29 98V97H28ZM32 98V97H31ZM62 98V97H61ZM107 99V101L105 102V104H102L103 103V101L102 100H104V99ZM232 98V97H231ZM237 98V97H236ZM22 99H24V98H22ZM21 98H18V100H22ZM27 99V98H26ZM30 99V98H29ZM66 99L67 100H69V101H63V100H65L64 98L61 100V102L63 101L64 103H68V104H70V106H71V103H69L70 102V98L68 99L67 97H66ZM121 99V100H120ZM118 100H120V104H122V102H123V105L124 104H128V103H132V104H130V106H132V108L131 107H127V109L129 110V112H130V110L131 111H133L134 113H135V111H134V109L136 110V108H134L135 106H138V105H142L143 106V110H147V111H141V108H140V111H141V114H140V111H139V114H134L133 112H131V113H129L128 112V110L126 109V107L124 108L126 111V113L124 112H122V111H120V108H121V110H124V109H122V107L121 106H119V103H118ZM124 100V99H123ZM211 100V102H215V103H211L212 105H209V101ZM234 100V99H233ZM236 100V99H235ZM11 101H14V100H11ZM11 101H10V103H11ZM101 101H102V103H101ZM209 102V103H207V102ZM229 101V100H228ZM231 101V100H230ZM239 101V100H238ZM246 101V100H245ZM16 102V101H15ZM26 102V101H25ZM58 102V104L60 103V101H57ZM62 102V103H63ZM117 102V103H116ZM27 103H29V102H27ZM31 103V102H30ZM75 103H76V105H75ZM247 103V102H246ZM33 104V103H32ZM104 105V108H103V106L102 105ZM178 104H180V105H184L185 107H179V105ZM8 105V106H7ZM34 105H35V109H34V121H35V127L33 128V126L31 127L30 125H28V128L30 129L29 130V135H30V138H31V140H33V139H37L38 138V140H36L38 143H40L41 141H44L43 142V144L44 145H49V147H46V146H44V145H41V146H44V147H42L41 148V146L39 145L38 146V143L36 142V146H38V147H40L42 150H44L43 151V154H46V156L45 157H47L48 159H51V161H55L54 159H56V153H61V152H57L56 151V148H55V146H56V144H57V141L59 140L58 138H57V136L59 137L60 136V142L61 141H67L68 140V138L69 137H72V136H68V133L67 132H69L70 133V131H69V129H68V131L66 132L65 131V127H63L64 125L66 126H68V124H66V120H64V119H70V120H82V121H84V123L82 124V126H80L79 124H78V126L74 123L73 125H76L74 128L76 129L75 131H74V128H73V125H71V123H70V121L68 122V120H67V123H69L70 124V126L71 127H67V128H71L70 130H71V133L73 132V134H74V132L75 133H77L76 135L78 136H82V134L84 133L83 131L84 130H87L88 128H85V126H89V129H91L90 127H95L98 131H96V134L97 133H99V130H109L110 128H113L114 127V124H112V123H109V122H106V120L104 121V120H102V121H99V122H101V123H98V121H96V120H92L91 118L88 120V119H85V118H83V119H81V118H78V117H76L75 115H73L72 113H67V112H64V111H62V109L60 110V108L58 109L54 104H53V101H51V98L48 96V95H46V93L45 94H42V93H39V92H37V93H35V95H34ZM33 105V106H34ZM63 105V104H62ZM82 105V106H81ZM107 105V106H106ZM178 105V106H177ZM24 106H26V105H24ZM23 106V107H24ZM102 106V107H101ZM105 106L107 107V108H105ZM115 106H119V110L117 109V111H116V108H118V107H116L115 108ZM232 107V106H231ZM29 108V107H28ZM86 108V109H85ZM91 108H90V110H91ZM102 108H103V110L104 111H102ZM111 108V109H110ZM32 109V108H31ZM85 109V110H84ZM97 109H98V111H97ZM133 109V110H132ZM22 110V109H21ZM100 110V111H99ZM138 108H137V112H138ZM236 110V109H235ZM234 110V111H235ZM29 111V110H28ZM121 112V113H123V114H120L119 112ZM86 112H90V111H85V113ZM99 112H101V113H99ZM227 112H229V111H227ZM30 113H31V111H30ZM82 113V112H81ZM91 113V112H90ZM133 113V114H132ZM22 114H23V110H22V113H21V115L20 116H22ZM128 114L130 115V116H128ZM142 114L144 115L143 117H142ZM18 115V114H17ZM25 115V114H24ZM28 115V114H27ZM27 115H25V116H27ZM87 115V114H86ZM92 115V114H91ZM91 115H90V117H91ZM127 115V116H126ZM24 116V117H25ZM138 116H140L139 117V120H135V119H137L136 117H138ZM17 117V116H16ZM19 117V116H18ZM17 117V118H18ZM29 117V116H28ZM53 117V118H52ZM87 117H89V115L87 116ZM102 117L103 118H105V116H103L102 115ZM108 117H110V118H108ZM118 117L116 118V119H118ZM26 118V117H25ZM25 118H23V119H25ZM56 119V122H59V120H63V121H65V123H63V126L62 125H59L60 123H57V125L59 126H57V125H55L56 124V122H55V124H54V120H52V119ZM14 119L15 118H13V122H15L14 121ZM47 119H51V121H53V122H51L52 123V125L54 124V126H57L58 127V129H56V131L58 132V135H56L57 134V132H56V134L54 135L53 133L55 132V131H51L52 132V135L51 136H49V134H47L48 135V138H46V136H45V139H47V141H48V143H46L47 141L45 140V139H43L42 137H44L43 136V134H44V131H45V129H46V127H48V125H49V121H47ZM96 119V118H95ZM28 120V119H27ZM26 120V121H27ZM30 120V119H29ZM58 120V121H57ZM119 120H123V119H119ZM62 121V122H63ZM123 121V122H124ZM127 121H130V120H128L127 119ZM142 121H144V122H142ZM18 122V121H17ZM15 123L16 125L19 123V122H21L22 123V125H25V123L23 124V122L20 120L18 123ZM24 122H25V120H24ZM29 122V121H28ZM44 122H46L48 125H46V123L44 124ZM72 122V121H71ZM119 122V121H118ZM31 123V122H30ZM33 123V122H32ZM162 123V125H164ZM14 124V125H15ZM27 124V123H26ZM121 124H122V122H121ZM129 124V123H128ZM161 124V123H160ZM160 124H158V125H160ZM18 125H20V127L19 128H17V126H15L19 131H21V128H23L24 126H21V124L19 123ZM123 125V124H122ZM130 125V124H129ZM128 125V126H129ZM157 125V126H158ZM26 126V125H25ZM54 126H52V129L54 128ZM126 126H127V123H126ZM133 126V125H132ZM125 127V126H124ZM143 127H144V125H143ZM153 127V126H152ZM155 127V126H154ZM25 128L26 127H24L23 129L25 130ZM132 128V127H131ZM131 128L129 129V130H131ZM158 128V127H157ZM12 129V130H11ZM72 129H73V131H72ZM93 129V128H92ZM115 129V128H114ZM120 129V128H119ZM133 129V128H132ZM136 128H134L133 130H135ZM4 130V129H3ZM17 130V131H18ZM24 130H22V132H25ZM113 130V129H112ZM115 130H117V128L115 129ZM160 130V129H159ZM164 130H167L166 128L164 129ZM173 130H175V132L178 130V132L180 131V133L181 132H183L182 134H181V136L184 134V135H189V136H191L192 137V139L194 138V137H199L203 142H204V144L202 143V141H201V143L202 144H195V145H193L195 142L193 141V143H192V146L193 147H190L189 145H191V144H189V145H185V146H177L176 144V141H175V139H176V134H178L177 132L175 133ZM15 132V133H17V134H15L18 138H22V137H20V135H22V134H20L19 133V131L18 132ZM88 131V130H87ZM90 132L92 131V130H89ZM118 131H120V130H118ZM118 131H115L116 133L118 132ZM122 131V130H121ZM136 131V130H135ZM162 131V130H161ZM51 132L49 131V133L51 134ZM82 134H81V133ZM101 132V131H100ZM122 132H124V130L122 131ZM121 132V133H122ZM126 132V131H125ZM127 132H128V129H127ZM137 132V131H136ZM18 133L20 134V135H18ZM62 134V135H60V134ZM79 133V134H78ZM85 133H86V131H85ZM104 134H106L107 132H103ZM11 134V133H10ZM12 134H14V132H12ZM10 135V136H14V135ZM88 134H90V133H86L85 135H88ZM96 134H91V136H93L92 138L93 139H95L96 138ZM123 134V133H122ZM139 134V133H138ZM145 134V135H146ZM45 135V134H44ZM54 135V136H53ZM84 135V134H83ZM84 135V136H85ZM124 135V134H123ZM125 135H127L126 133H125ZM124 135V136H125ZM140 135V134H139ZM56 136V137H55ZM90 136V135H89ZM121 136V135H120ZM180 136V135H179ZM186 136H182V138L183 137H186ZM0 137V138H1ZM15 137V136H14ZM16 137V139H18ZM87 137V136H86ZM111 137V136H110ZM126 137V136H125ZM128 137V136H127ZM136 137H138V136H136ZM9 138V137H8ZM73 138L74 137H72V139L71 140H73ZM89 138V137H88ZM118 138V137H117ZM131 138H133V137H131ZM131 138H129V140L131 139ZM135 138V137H134ZM140 138V137H139ZM177 138H178V136H177ZM181 138V137H180ZM187 138V137H186ZM6 139V140H5ZM43 139V140H42ZM76 139H78L77 137H76ZM76 139H75V142H73V143H75L76 144ZM84 140H85V138H83ZM82 139V140H83ZM87 139V138H86ZM91 139V138H90ZM97 139H99L100 140V138H97ZM109 139V138H108ZM136 139V138H135ZM134 139V140H135ZM150 139H152V138H150ZM155 139V138H154ZM190 139V138H189ZM21 140V139H20ZM31 140H29L28 141V143H27V145L23 148V150H22V153H21V156H20V159H19V162H18V165H19V169H21L22 171V173H24L25 171H29L30 170V168L32 167V162L33 161H35L36 162V160H33V157H35L34 155L35 154H37V153H39L40 152V149H38V150H34L33 151V149H32V146H31ZM109 140H111V139H109ZM123 140V139H122ZM126 140V139H125ZM125 140H123L124 142H125ZM127 140H128V138H127ZM131 140H133V139H131ZM130 140V141H131ZM146 140V139H145ZM159 140H160V138H159ZM159 140H155V141H157L158 142V144H157V142H155L156 143V147L159 149L161 146L159 145V143H160V141ZM188 139H186L185 141H187ZM195 140V139H194ZM198 140V139H197ZM9 141V140H8ZM11 141V140H10ZM18 141H19V139H18ZM40 141V142H39ZM46 141V142H45ZM78 141H79V139H78ZM77 141V142H78ZM108 141V140H107ZM113 140H111V142H112ZM136 141V140H135ZM134 141V142H135ZM139 141V140H138ZM154 141V140H153ZM151 142V144L153 143L154 144V142ZM189 141H191V140H189ZM196 141V140H195ZM1 143V141H0V156L2 155V152H4V150L6 149V147L7 146H9V145H6V144H4V143ZM12 142V141H11ZM11 142H9V143H11ZM17 142V141H16ZM50 142V143H49ZM86 142V141H85ZM89 142V141H88ZM88 142H87V144H88ZM94 142V141H93ZM92 142V143H93ZM95 142H96V139H95ZM100 142V141H99ZM101 142H102V140H101ZM106 142V141H105ZM120 142V141H119ZM127 142V141H126ZM125 142V143H126ZM165 142V143H164ZM178 142V141H177ZM199 142V141H198ZM197 142V143H198ZM53 144L54 145V148H52V146L50 145V144ZM67 143V142H66ZM70 144L72 143V141H70L69 142ZM78 143H81V145L83 144V142L81 141V142H78ZM115 143V142H114ZM118 143V142H117ZM123 143V142H122ZM121 143V144H122ZM133 143V142H132ZM140 143V142H139ZM160 143V144H161ZM200 143V142H199ZM8 144V143H7ZM18 145H19V142L17 143ZM42 144V143H41ZM87 144H85V145H87ZM100 144V143H99ZM111 144V143H110ZM119 144V143H118ZM118 144L116 145V146H114L115 148L118 146ZM124 144V143H123ZM123 144L121 145V146H123ZM128 144V143H127ZM141 144H143V142L141 143ZM141 144H138V145H140L141 146ZM150 144V143H149ZM149 144H147L146 146H148V148H151V147H149ZM182 144H184V143H182ZM6 145V146H5ZM11 145V144H10ZM17 145V146H18ZM21 145V144H20ZM68 145V144H67ZM67 145H65V146H67ZM74 145V144H73ZM73 145H71V149L69 148H67L68 150H69V152L71 151V153H70V155L72 154V151H73V149L76 147L75 145V147L73 146ZM81 145L80 146H78L79 148H81ZM89 145V144H88ZM130 145V144H129ZM144 145H145V143H144ZM155 145V144H154ZM159 145V146H158ZM178 145H179V143H178ZM198 145H200V146H198ZM50 146H51V148H50ZM62 146H64V145H62ZM82 146H84V145H82ZM113 146V145H112ZM120 146V145H119ZM137 146V145H136ZM139 146V147H140ZM151 146H153V145H151ZM188 146V147H187ZM12 147V146H11ZM19 147V146H18ZM38 147H36V148H38ZM57 148L59 147V146H56ZM68 147V146H67ZM127 147V146H126ZM141 147H143V148H145L143 145L141 146ZM155 147V146H154ZM10 147H8L7 148V150H6V152L8 151V149H9ZM34 148H35V146H34ZM35 148V149H36ZM44 148V149H43ZM62 148V147H61ZM64 148H66V147H64ZM108 148V147H107ZM120 148H122V150H123V148L124 147H118V149H116L117 150V153H119L118 151H119V149ZM156 148V149H157ZM11 149V148H10ZM83 149V148H82ZM81 149V150H82ZM96 149V148H95ZM127 149H129V148H127ZM132 149V148H131ZM161 149V148H160ZM14 151H15V149H13ZM19 150V149H18ZM64 150V149H63ZM62 150V151H63ZM76 150V149H75ZM79 150V149H78ZM85 150V149H84ZM97 150V149H96ZM99 150V149H98ZM100 150H101V148H100ZM107 150V149H106ZM111 150H112V147H111ZM146 150H147V148H146ZM149 150H152V148L151 149H149ZM149 150H147V151H149ZM263 150V151H262ZM60 151V150H59ZM67 151V150H66ZM77 151V150H76ZM75 151V152H76ZM93 151H95V150H93ZM104 152H105V150H103ZM114 151H115V149H114ZM114 151H108V152H111V153H113ZM120 151H121V149H120ZM127 151V150H126ZM125 151V152H126ZM131 152L132 150H128V152ZM5 152V153H6ZM11 152V151H10ZM16 152H17V150H16ZM15 152V153H16ZM64 152V151H63ZM79 151H77L76 152V154L78 153ZM88 152H90V151H88ZM107 152V153H108ZM116 152V151H115ZM122 152V151H121ZM134 152V151H133ZM135 152H136V149H135ZM139 152V151H138ZM5 153H3V156L5 155ZM67 153V152H66ZM95 153H97V152H95ZM94 153V154H95ZM110 153V154H111ZM9 154H11V153H9ZM12 154H13V151H12ZM39 154H41V153H39ZM116 154V153H115ZM114 153L111 155L112 157L113 156H115V157H117L118 155H120V153L117 155H115ZM149 154V153H148ZM67 155V154H66ZM75 155V154H74ZM108 155V154H107ZM133 155V154H132ZM14 156V155H13ZM32 156V157H31ZM109 156V155H108ZM2 157V156H1ZM0 157V158H1ZM38 157V156H37ZM57 157H58V159H59V161L57 162V163H59V162H63L64 161V159H65V156H62L61 154H59V155H57ZM68 157V159H69V157L70 156H67ZM83 157V156H82ZM92 157V156H91ZM93 157H96V156H94L93 155ZM105 157V156H104ZM103 157V158H104ZM112 157H110L109 158V161H106V162H109V163H111L110 161H114V160H110ZM119 157V156H118ZM121 157H123V155L121 154L120 155V158H118V159H116V158H114V159H116L114 162H112L113 164L115 163V167L113 168L112 166V168L115 170V168H120L121 166H124V167H126V165H128L129 164V160L128 159H126L125 160V156L123 157V159L124 160H121ZM155 157V158H154ZM14 158V157H13ZM13 158H12V160H13ZM16 158V157H15ZM72 158H73V155H72ZM71 158V159H72ZM129 158V157H128ZM133 158V157H132ZM5 159H8L7 157L5 158ZM57 159V160H58ZM86 159V158H85ZM89 159V158H88ZM95 159V158H94ZM107 159V158H106ZM130 159V158H129ZM1 161H0V166H4L5 164H8V163H10L11 162V160L9 159V160H4V158H2V159H0ZM41 158H40V162L39 163H41ZM66 160V159H65ZM102 160H105V159H102ZM262 160V161H261ZM38 161V160H37ZM71 160L69 159V161H68V163L70 162ZM86 161H88V160H86ZM92 161V160H91ZM145 161V160H144ZM259 161V160H258ZM14 162V161H13ZM13 162H11V163H13ZM98 162V161H97ZM103 161H101V163H102ZM105 161H104V164L107 166V165H109L108 163H106ZM130 162H132V161H130ZM137 162H141V161H138V159H137ZM256 162V161H255ZM39 163H38V165H39ZM53 163V162H52ZM64 163H67V162H64ZM79 163V162H78ZM81 163V162H80ZM14 164V163H13ZM36 164V163H35ZM54 164V163H53ZM62 164V163H61ZM95 164V163H94ZM132 164V163H131ZM34 165V164H33ZM48 165V164H47ZM74 165H76V163L74 164ZM90 165V162H89V164H88V166ZM96 165V164H95ZM99 165V164H98ZM97 165V166H98ZM102 165V164H101ZM100 165V166H101ZM141 165H142V162H141ZM144 165V164H143ZM49 166V165H48ZM73 166V165H72ZM80 166H81V164H80ZM94 166V165H93ZM100 166L98 167V168H100ZM104 166V165H103ZM140 166V165H139ZM183 167V168H181V167ZM35 167V166H34ZM54 167V166H53ZM69 167V166H68ZM90 167H92V166H90ZM102 167V166H101ZM123 167V168H124ZM133 167V166H132ZM136 167L137 166H134V168L136 169ZM141 167V166H140ZM254 167H256L257 169H258V171H253L252 169H254ZM263 167V166H262ZM12 168V167H11ZM10 168V169H11ZM33 168V167H32ZM31 168V169H32ZM38 168V167H37ZM60 166L58 167V166H56L55 167V169H54V172H53V179H56V178H58L59 177V173H60ZM83 168V167H82ZM94 168V167H93ZM95 168H97V167H95ZM103 168V167H102ZM110 167L108 166V169H109ZM128 168V167H127ZM130 168V167H129ZM142 168V167H141ZM5 169V168H4ZM73 169V168H72ZM71 169V170H72ZM113 169H111V171L113 172L114 170ZM132 169V168H131ZM130 169V170H131ZM138 169V168H137ZM145 169V170H146ZM11 170H13V169H11ZM49 170V169H48ZM50 170H52L51 168H50ZM65 170V169H64ZM80 169H78V171H79ZM96 170V169H95ZM99 170V169H98ZM100 170H101V168H100ZM103 170V169H102ZM122 170V169H121ZM121 170H119L120 171V174L118 173L119 171H117V173L115 174V176L116 177H118V176H120L121 174H123V176L125 177V175H124V173H123V171L124 170H122V172H121ZM129 170V169H128ZM134 170V169H133ZM263 170V169H262ZM1 171H2V169H1ZM5 171H6V169H5ZM4 171V172H5ZM35 171V170H34ZM77 171V172H78ZM86 171H87V169H86ZM86 171H85V173H86ZM93 171V170H92ZM143 171H144V169H143ZM264 171V170H263ZM3 172V171H2ZM45 172V171H44ZM43 172V173H44ZM46 172H47V170H46ZM52 172V171H51ZM50 172V173H51ZM81 172H83V171H81ZM90 172V171H89ZM96 172V171H95ZM104 172H105V170H104ZM125 172V171H124ZM131 172V171H130ZM137 172V171H136ZM146 172V171H145ZM7 173V172H6ZM71 173V172H70ZM69 173V174H70ZM97 173V172H96ZM109 173V172H108ZM107 173V174H108ZM111 173V172H110ZM114 173H115V171H114ZM132 173H134L133 171H132ZM129 174L130 175V177H131V175L133 176V175H135V174ZM4 174V173H3ZM2 174V175H3ZM42 174V173H41ZM48 175L47 176H49L50 174L49 173H47ZM60 174H63V172L62 173H60ZM79 174H82V173H79ZM105 174V173H104ZM119 174V175H118ZM125 174H126V172H125ZM128 174V173H127ZM262 174V173H261ZM4 175H6V174H4ZM28 175V174H27ZM46 175V174H45ZM73 175V174H72ZM76 175V174H75ZM88 175V174H87ZM90 175V174H89ZM93 175V174H92ZM100 175H101V173H100ZM106 175V174H105ZM113 175V174H112ZM43 176V175H42ZM66 176V178H67V175H65ZM65 176H64V178H65ZM82 176H83V174H82ZM95 176V175H94ZM93 176V177H94ZM107 176V175H106ZM114 176V175H113ZM122 176V177H123ZM136 177H137V175H135ZM174 176H178L179 178L180 177H182V180H179V179H177V180H179V181H177L176 180V178H174ZM2 177V176H1ZM0 177V178H1ZM5 178L7 177V176H4ZM9 177V176H8ZM8 177H7V179H8ZM50 177V176H49ZM55 177V178H54ZM88 177V176H87ZM90 177V176H89ZM98 177V176H97ZM102 177H104V176H102ZM121 176H120V178L121 179H118V181H116V179H115V184L116 185H114V177L112 178L113 179V183L112 182H109V184L110 185H114V186H118V187H120V188H130V186H128V184L126 185L125 184V182H123L122 183V180H123V178H122ZM126 177H128V176H126ZM134 177V176H133ZM68 178H69V176H68ZM72 178H74V176L72 177ZM76 178H77V176H76ZM105 178V177H104ZM107 178V177H106ZM172 178V179H171ZM42 179V178H41ZM43 179H45V177L43 178ZM47 179V178H46ZM52 178H51V180H53ZM59 179H61V178H59ZM58 179V180H59ZM79 179V178H78ZM77 179V180H78ZM82 179V178H81ZM110 179V178H109ZM133 179V178H132ZM134 179H136V178H134ZM140 179V178H139ZM141 179V180H142ZM168 179H166V180H168ZM181 179V178H180ZM190 180V182L189 181H187V180ZM2 180V179H1ZM3 180H5L4 178H3ZM62 180V179H61ZM67 180V179H66ZM73 180V179H72ZM85 180V179H84ZM105 180V179H104ZM111 180V179H110ZM119 180H121V182L119 181ZM138 180V179H137ZM142 180V181H143ZM165 180V181H166ZM196 180H199V181H201V182H204V185H201V187H199V188H197L196 187V184H194V181H196ZM48 181H49V179H48ZM75 181V180H74ZM87 181V180H86ZM92 181H93V179H92ZM106 181H107V179H106ZM124 181V180H123ZM143 181V182H144ZM26 182V181H25ZM39 182H41L40 181V178H39ZM54 182H57V180L56 181H54ZM64 182V181H63ZM70 182V181H69ZM68 182V183H69ZM84 182V181H83ZM91 182V181H90ZM155 182V183H154ZM20 183V182H19ZM52 183V182H51ZM68 183H65V184H68ZM81 183H82V181H81ZM86 183V182H85ZM88 183V182H87ZM86 183V184H87ZM106 183V182H105ZM112 183V184H111ZM135 183H137V182H135ZM134 183V184H135ZM149 183H148V186H150L149 185ZM168 183V182H167ZM167 183H166V185H167ZM263 183V182H262ZM21 184V183H20ZM20 184H19V190H18V192H17V194H16V196L14 197V200L15 201H18L19 200V195H20V193H19V191H21V188H20ZM57 184V183H56ZM58 184H60L59 182H58ZM64 184V185H65ZM89 184V183H88ZM125 184V185H124ZM133 184V185H134ZM160 184H162V183H160ZM237 184H238V186H237ZM112 185V186H113ZM125 187H124V186ZM144 185H146V184H144ZM152 185V184H151ZM162 185H165V184H162ZM59 186V185H58ZM61 186H63V185H61ZM73 186V185H72ZM128 186V187H127ZM135 186V185H134ZM141 186V185H140ZM156 186V185H155ZM154 185H152V187H148V189L147 190H145L146 188H145V186L142 188V190L141 191H143L144 190V192H139L140 194L138 195V196H140L139 198H138V196H137V199H135V201H136V203H134L133 202V208L132 207H130V209H132V210H129V211H131L130 213H129V215L130 216H127L128 217V219L130 220H128V219H125L126 220V222H125V220L124 221H122V220H120V222L118 221L119 220V218H118V220H116V224H114V227L116 228H118V229H121V230H123V232H128L130 229V222H133L134 221V226H133V223H132V226L134 227H131V230H132V228L133 229H135L136 231V234H134L135 232H128V234H126L129 238H127V239H129V242L127 243V247L126 248H124V250H120V249H115L116 248V246L115 247H113L114 248V251H116L117 250V252H115L112 256H110V258L108 259V260H106V258H105V260L106 261H108L107 262V264L109 263V264H129V263H127V262H131L132 261V264H141V262L139 261V260H137L136 259V256H135V259L132 257L133 255H135V254H132V252L133 253H135V251H137V253L139 254V255H144L146 258H149V260L151 259L152 260V257H150V255H152L153 254V259H154V261L153 262H158V263H160V262H162L163 260H164V257L163 256H161L159 253H158V251H155V252H153V253H151L149 256H148V253L146 252V250H145V247L143 246L144 244H142V243H144V239L143 238H141L140 239V237H139V232H140V235H143L145 232H147V231H149L148 230V228H151V232H149V234L152 236L153 234H158L160 231H163L164 229H165V227H166V225L170 222V220L167 218V215H166V209H167V206H165L163 203H165L164 201H163V199H164V192L161 190V189H159L157 186V188L155 187ZM65 186H63V188H64ZM136 187H138V186H136ZM142 187V186H141ZM164 187V186H163ZM165 187H167V186H165ZM168 187H169V185H168ZM2 188H4V187H2ZM34 188H36V187H34ZM117 188V187H116ZM140 188V187H139ZM145 188V189H144ZM8 189V188H7ZM10 189H11V187H10ZM55 189V188H54ZM132 189V188H131ZM173 189H172V191H173ZM57 190V189H56ZM125 191H126V189H124ZM169 190V189H168ZM168 190H166V191H168ZM37 191V190H36ZM58 191V190H57ZM117 191H122V190H120L119 188H117ZM138 191V190H137ZM54 192H55V190H54ZM62 192V191H61ZM61 192H60V196H61ZM244 192V191H243ZM10 193H11V191H10ZM164 193V194H163ZM169 193V192H168ZM170 193H171V191H170ZM0 195H2V193L0 194ZM5 195V194H4ZM11 195V194H10ZM34 195V194H33ZM133 196H134V193L132 194ZM166 195H169V194H166ZM247 195V196H248ZM59 196V194L58 193H56V195H55V198L57 199V200H61V197ZM171 196H174L175 197V193H171ZM2 197H4V196H2ZM2 197H0V200L2 199ZM7 197V196H6ZM6 197H5V199H6ZM8 197H10V196H8ZM50 197V196H49ZM53 198H54V196H52ZM132 197V196H131ZM11 198V197H10ZM51 198V197H50ZM50 198H48V199H50ZM135 198V197H134ZM258 198V199H257ZM4 199V198H3ZM45 199V198H44ZM47 199V198H46ZM47 199V200H48ZM130 199V198H129ZM128 199V200H129ZM239 199V200H238ZM257 199V200H256ZM8 200V199H7ZM10 200V199H9ZM53 200V199H52ZM126 200V202H127V199H125ZM166 200H167V198H166ZM169 200H170V198H169ZM168 200V201H169ZM254 200H256V201H254ZM36 201V200H35ZM55 201V200H54ZM254 201V202H253ZM260 201H263V199H261ZM2 202V201H1ZM4 202H6V201H4L3 200V203ZM37 203H38V201H36ZM42 202H43V200H42ZM41 202V203H42ZM123 202H125V201H123ZM179 202H177V203H179ZM258 202V201H257ZM257 202H256V204H257ZM7 203H10V202H7ZM49 203V202H48ZM130 203H131V201H130ZM169 203V202H168ZM249 203V202H248ZM40 203H38V205H39ZM49 204H51V202L49 203ZM128 204V203H127ZM172 204V201H170V203L168 204L169 206ZM174 204V203H173ZM183 204V205H184ZM251 205V209H250V217H253V219H251V220H249L250 219V217H249V219H248V223H250L255 229H258L256 226H259L260 225V228H261V224L262 225H264V214H263V210H260V209H256V210H254V208H256V206H254V205ZM255 204V205H256ZM1 203H0V245L2 246V248L3 247H6V245H7V247H8V245H10V247H8L10 250H11V252H12V254H13V260L12 259H10V260H12L11 261V263L10 264H23V258H22V256H21V254H20V251L16 248V247H14V246H11V244H12V240H14V242H15V240H18L17 239V234L16 235H13V237L11 236V233L12 232H16V229H17V227L15 226V224H14V222L16 221L15 219H14V221L12 222V220H11V224L9 225V229L11 230V233L9 234V235H7V236H4L5 234H4V232H3V230L4 229H7L8 230V227L7 228H5V226L7 225H5V226H2V222H1V220L2 219H4L3 217H5V216H3V210L1 209L2 207H1ZM32 205V204H31ZM54 205V204H53ZM123 205V204H122ZM126 205V204H125ZM129 205V204H128ZM126 206V207H129V206ZM167 205V204H166ZM175 205H176V203H175ZM258 205V204H257ZM21 206V205H20ZM48 206V205H47ZM61 206V205H60ZM59 206V207H60ZM124 206V205H123ZM173 206V205H172ZM171 206V207H172ZM4 207V206H3ZM28 207V206H27ZM30 207V206H29ZM28 207V208H29ZM40 207H43L42 206V204H41V206ZM50 206H48V207H45V205H44V207L43 208H39V209H36L37 207H35L34 209H36V213L34 214V215H32L33 217H32V219H30V217H29V219H30V223H27L28 221L27 220H29L28 219V217H27V219H25V221H26V224L29 226V228L33 225V224H35L34 226L35 227H39L40 225H43V226H45V227H47V228H51V231H54L55 229H54V227H53V225H51V223H53V222H51V221H49L48 220V218H42V217H40V216H38L37 214L39 213V211L38 210H40V212H41V214L42 213H46V210L49 208ZM58 207V206H57ZM56 207V208H57ZM122 207V206H121ZM247 207V206H246ZM250 207V206H249ZM258 207V206H257ZM5 208V207H4ZM22 208V207H21ZM61 208H62V206H61ZM176 208H177V205H176ZM248 208V207H247ZM52 209V208H51ZM58 209V208H57ZM57 209H55L54 210V208L52 209V210H54L55 212H56V210ZM120 209V208H119ZM123 209H125V208H123ZM122 209V210H123ZM179 209V208H178ZM22 210V209H21ZM23 210H26V209H24V207H23ZM63 211H64V209H62ZM61 210V211H62ZM122 210L120 211V212H122ZM126 210V209H125ZM169 210H170V208H169ZM176 210V209H175ZM174 210V211H175ZM182 210V209H181ZM3 211V212H2ZM13 210H11V211H9V212H12ZM27 211V210H26ZM35 211V210H34ZM38 211V212H37ZM60 211V210H59ZM168 211V210H167ZM173 211V210H172ZM183 211V210H182ZM9 212H7V213H9ZM48 212V211H47ZM50 212V211H49ZM48 212V213H49ZM119 212V211H118ZM119 212V213H120ZM178 212V211H177ZM179 212H181V211H179ZM186 212H188V211H186ZM189 212H191L190 210H189ZM193 212V211H192ZM23 213V211L22 212H20V215ZM25 213H27V212H24V214L23 215H26ZM47 213V214H48ZM51 213H53V211H51ZM175 213V212H174ZM249 213V212H248ZM11 214V213H10ZM29 214V213H28ZM32 214V213H31ZM126 214V213H125ZM170 214V213H169ZM183 214V213H182ZM183 214V215H184ZM9 215V214H8ZM40 215V214H39ZM43 215V214H42ZM46 215V214H45ZM122 215V214H121ZM191 215V214H190ZM195 215V214H194ZM50 216V214L48 215V217ZM123 216V215H122ZM121 216V217H122ZM171 216H172V214H171ZM205 216V217H206ZM217 216H219V217H217ZM19 217V216H18ZM46 217H47V215H46ZM173 217V216H172ZM177 217H178V214H177ZM199 217V216H198ZM217 217V218H216ZM238 217V216H237ZM22 218V217H21ZM25 218V217H24ZM39 218V219H38ZM41 218V219H40ZM204 218V217H203ZM236 218V217H235ZM243 218V217H242ZM9 219V218H8ZM19 219V218H18ZM217 219V220H216ZM244 219V218H243ZM247 219V218H246ZM180 220V221H181ZM202 220V219H201ZM18 221V220H17ZM25 221H24V223H22V224H25ZM179 221V222H180ZM186 221H188V222H186ZM250 221V222H249ZM4 222V221H3ZM22 222V221H21ZM179 222H178V224H179ZM206 222V221H205ZM245 222H246V220H245ZM5 223H6V221H5ZM4 223V224H5ZM19 223V222H18ZM17 223V224H18ZM61 223H63V222H61ZM115 223V222H114ZM129 223V224H128ZM191 223V224H190ZM204 223V222H203ZM22 224H20V225H22ZM70 224V223H69ZM69 224H67V225H69ZM72 224V223H71ZM190 224V225H189ZM244 224V223H243ZM19 225V228H21V229H23L24 227L23 226H20ZM26 225V226H27ZM56 225V224H55ZM66 225V224H65ZM66 225V226H67ZM74 224H72L71 225V227L73 226ZM103 225H108L107 223H103ZM177 225V224H176ZM189 225V226H188ZM249 225V224H248ZM27 226V227H28ZM57 226V225H56ZM170 226V225H169ZM177 226V227H178ZM44 227V228H45ZM53 227V228H52ZM60 227V226H59ZM176 227V226H175ZM180 227H178V228H180ZM264 227V226H263ZM263 227H262V229H263ZM18 228V229H19ZM32 228V227H31ZM30 228V229H31ZM43 228V227H42ZM74 228H76V227H74ZM183 228V229H184ZM61 229V228H60ZM59 228H58V230H60ZM63 230H64V228H62ZM66 229V228H65ZM183 229H181L182 230V232H183ZM25 230V229H24ZM41 230H44V229H41ZM46 230V229H45ZM50 230V229H49ZM86 230V229H85ZM243 230V229H242ZM259 230V229H258ZM40 231V230H39ZM81 231V230H80ZM93 231V230H92ZM91 231V234L93 235V236H96L95 234H94V231L92 232ZM184 231V232H185ZM189 231L188 232H186V234L188 233L189 234ZM261 231V230H260ZM6 232V231H5ZM44 232V231H43ZM47 232V231H46ZM50 232V231H49ZM57 232V231H56ZM79 232V231H78ZM96 232H98V231H96ZM104 232V231H103ZM102 232V233H103ZM264 232V231H263ZM45 233V232H44ZM54 233V232H53ZM58 233V232H57ZM64 233H67V231L66 232H64ZM70 233H72V232H70ZM70 233H68V234H66V236H64L65 237V239L63 240V238L62 237H60V238H62V239H60V240H58L59 238H58V236H57V238L58 239H56V240H58V241H60L61 242V244L59 245L58 243V247H57V244L55 243V242H53V243H51V244H47L48 242L47 241H45V242H47L46 244L47 245H51V247H53V251H54V253H53V251L51 250V252L54 254V256L55 255H57V256H55V257H58V255H63V256H65L64 254H66V253H68L67 251H69V250H71V247L73 246L72 244L73 243H75V241H76V239L77 238H75V236L74 235H76V234H70ZM77 233V232H76ZM88 233V232H87ZM86 233V234H87ZM99 233V232H98ZM138 233V234H137ZM190 233V234H191ZM231 233V232H230ZM237 233V232H236ZM43 234V233H42ZM41 234V235H42ZM45 234H47V233H45ZM51 234V233H50ZM63 234V233H62ZM82 234V233H81ZM90 234V233H89ZM97 234V233H96ZM111 234V233H110ZM228 234V233H227ZM241 234V233H240ZM27 235V233H24V236H26ZM44 235V234H43ZM48 235H49V233H48ZM85 235V234H84ZM83 235V236H84ZM98 235V234H97ZM138 235V236H137ZM235 235H237V234H235ZM1 236H3V237H1ZM17 236V237H16ZM23 236V237H24ZM33 236H35V234L33 235ZM54 237H55V233H54V235H53ZM88 236V235H87ZM208 236H209V234H208ZM244 236V235H243ZM246 236V235H245ZM12 237V239L10 240V238ZM23 237H22V239H23ZM51 237V236H50ZM49 237V238H50ZM76 237H78L77 235H76ZM109 236H108V234H107V236L106 235H104V233L103 234H100V241L98 242L97 241V238L96 237H90L91 239L89 240V241H91L90 243H88V244H86V245H88L87 246V249H88V247H89V261H93V259H95V257H97L96 255H98L97 254V252H99L100 251V254H99V256L101 255V254H103V253H101V252H103V251H108V247H110L111 246V248H112V245H114V243H112V242H109L108 243V238ZM139 237V239H136V238H138ZM142 237V236H141ZM153 237H154V235H153ZM212 237V236H211ZM233 237H236V236H234L233 235ZM240 237V236H239ZM7 238V239H6ZM25 238V237H24ZM38 238H40V236L38 237ZM44 238V237H43ZM43 238H40V239H43ZM46 238H48V237H46ZM48 238V239H49ZM118 238V237H117ZM216 238V239H215ZM227 238V237H226ZM237 238V237H236ZM22 239H21V241H22ZM26 239H27V237H26ZM34 239V238H33ZM52 239H53V237H52ZM82 239H85V238H82ZM86 239H88V238H86ZM112 239V238H111ZM111 239H110V241H111ZM122 239V238H121ZM143 239V240H142ZM196 239V238H195ZM197 239V240H198ZM230 238L228 237V240H229ZM232 239V238H231ZM235 239V238H234ZM237 239H239V238H237ZM241 239V238H240ZM44 240V239H43ZM50 240V239H49ZM63 240V241H62ZM78 240V239H77ZM123 240V239H122ZM137 240H139V242L137 241ZM200 240V239H199ZM205 240H204V242H205ZM245 240V239H244ZM247 240V239H246ZM24 241H27V240H24L23 239V241H22V245L24 246L25 245V248L28 246V244H26ZM29 239H28V242L27 243H29ZM42 241V240H41ZM41 241H40V245H42L43 244V242H42V244H41ZM54 241V240H53ZM88 241V240H87ZM113 241V240H112ZM117 241V240H116ZM121 240H119V241H117L118 243L120 242ZM124 242H120V243H122V245L124 246V244L128 241V240H126V242H125V240H123ZM135 241H137V242H135ZM142 241V242H141ZM248 241V240H247ZM250 241H251V239H250ZM34 242V241H33ZM45 242H44V244H45ZM51 242V241H50ZM114 242V241H113ZM202 242V241H201ZM208 242H207V244H208ZM237 242V241H236ZM16 243V242H15ZM97 243H98V245H97ZM117 243V244H118ZM118 244L119 246L121 245V244ZM124 243V244H123ZM230 243H232V242H230ZM235 243V242H234ZM238 243V242H237ZM236 243V244H237ZM39 244V243H38ZM43 244V245H44ZM135 244L136 245H138V247L136 246V248H135ZM207 244H206V246H207ZM250 244V243H249ZM13 245V244H12ZM21 245V246H22ZM34 245H35V243H34ZM33 245V246H34ZM40 245L38 246V247H40ZM116 245V244H115ZM117 245V246H118ZM0 246V247H1ZM20 246V247H21ZM23 246H22V248H23ZM118 246V248H122V246H120L119 247ZM210 246V245H209ZM208 246V247H209ZM229 246V247H228ZM35 247V246H34ZM37 247V246H36ZM35 247V248H36ZM41 247H43V246H41ZM40 247V248H41ZM48 247H50V246H48ZM50 247V248H51ZM97 247H99V248H97ZM232 247H233V245H232ZM238 247V246H237ZM24 248V249H25ZM31 248H32V246H31ZM34 248V249H35ZM49 248V249H50ZM113 248H112V250H113ZM34 249H32V250H34ZM38 249V248H37ZM49 249H47V251H49L48 252V255H50V260H48V262L46 263V264H48L49 263V261L51 262V259L53 258H51V252H50V250ZM60 249V250H59ZM97 249H99V250H97ZM110 249V248H109ZM151 249V248H150ZM154 250H155V248H153ZM208 249V248H207ZM206 249V250H207ZM212 249V248H211ZM239 250H240V248H238ZM62 250H66V252L65 253H63V252H61ZM112 250L110 249V251H111V254H112ZM120 250V252H118ZM152 250V249H151ZM233 250V249H232ZM24 251V250H23ZM31 251V250H30ZM42 251V250H41ZM110 251H109V254H110ZM132 251V252H131ZM149 251V250H148ZM208 251V250H207ZM211 250H209V252H210ZM252 251V250H251ZM4 254H6V249H4L3 251H2ZM43 253H45V250L44 251H42ZM70 252V251H69ZM185 252H187V253H185ZM50 253V254H49ZM63 253V254H62ZM28 253H26V256H28L27 255ZM38 254V253H37ZM47 254V253H46ZM203 254V253H202ZM202 254L200 253V254H198V255H195L194 253H189L188 251H184V252H182L179 256H177V255H174V253L172 254V256H171V258H170V260L168 261V262H172V263H175V261L174 260H178V258H180L181 260H190V259H192V260H194V258H196L195 260H202L203 259V256H202ZM214 254V253H213ZM253 254V253H252ZM2 255V254H1ZM11 255V254H10ZM48 255L47 256H43L44 258H46V260L47 259H49V258H47L48 257ZM66 255H68V254H66ZM108 255V254H107ZM254 255V254H253ZM37 256V255H36ZM155 256V257H154ZM212 256V255H211ZM231 256H233L232 258H230ZM8 257V256H7ZM11 257V256H10ZM39 257H41V256H39ZM54 257V258H55ZM66 257V256H65ZM69 257H70V255H69ZM108 257H109V255H108ZM213 257V256H212ZM27 258V257H26ZM32 258V257H31ZM30 258V259H31ZM104 258V257H103ZM228 258H230V259H228ZM6 259V258H5ZM33 259V258H32ZM35 259L37 260H39V258L37 257H35ZM41 259H43L42 257H41ZM62 259V258H61ZM66 259V258H65ZM70 259V258H69ZM224 259V260H225ZM228 259V260H227ZM255 259V258H254ZM1 260V259H0ZM34 260V259H33ZM84 260V259H83ZM101 260H102V258H101ZM104 260V259H103ZM102 260V261H103ZM191 260V261H192ZM203 260H205V259H203ZM212 260V259H211ZM211 260H205L204 261V263L203 264H205V262L208 264V262L209 261H211ZM223 260V261H224ZM256 260V259H255ZM6 261V260H5ZM40 261V260H39ZM53 262H54V259L52 260ZM64 261V260H63ZM75 261V260H74ZM85 261V260H84ZM105 261V262H106ZM225 261V262H226ZM4 262V261H3ZM6 262H8V261H6ZM5 262V263H6ZM46 262V261H45ZM52 262V264H54ZM66 262V261H65ZM71 261H69L68 263L69 264H71L70 263ZM126 262V263H125ZM211 262V263H212ZM224 262V264H226ZM4 263V264H5ZM29 263V262H28ZM34 263V262H33ZM56 263V262H55ZM87 263V262H86ZM90 263V262H89ZM190 263V262H189ZM221 263V262H220ZM227 263V264H228ZM36 264V263H35ZM38 264V263H37ZM73 264V263H72ZM75 264V263H74ZM78 264V263H77ZM80 264H82V262L80 263ZM84 264V263H83ZM91 264V263H90ZM210 264V263H209ZM222 264H223V262H222Z\"/></svg>", "mask_w": 264, "mask_h": 264}, {"label": "crops", "instance_id": "crops-1", "mask_svg": "<svg viewBox=\"0 0 264 264\" xmlns=\"http://www.w3.org/2000/svg\"><path fill=\"white\" fill-rule=\"evenodd\" d=\"M0 57H1V63H0V94L1 93H3V92H5V91H7L8 90V92H9V94H12V92H13V95H11V98H13L14 97V99H11V100H14V101H11V103H10V101L7 103L8 105H9V110H8V107H6V109H7V114L8 115H10V114H12L14 117H11L12 118V122H11V124H10V128H12L13 127V131H11L10 133L12 134V132H14V134H12V135H14V136H10L11 134L10 133H8L9 135H7L6 136V139H8L6 142H3L4 140L2 139V137L1 136H5V128H3V127H1L0 126V130H1V128H3L2 129V131L1 132H3V133H1L0 132V141H1V143L3 142L4 144H6V145H9V146H7L6 147V149L4 150V152H2V157L0 158V159H2V158H4V160H11L14 164H13V178H14V181L16 182V188L18 189L19 188V184H20V188H21V190L23 189V187H24V184H25V180H26V178H27V176L29 175V173L31 172V170L30 171H25L24 173H22L21 171V169H19V165H18V162H19V159H20V156H21V153H22V150H23V148L27 145V143H28V141L29 140H31V138H30V135H29V128H28V125H30L31 127L33 126V128L35 127V119H34V109H35V105H34V95H35V93H37V92H39V93H42V94H45L46 93V95H48L50 98H51V101H53V104L59 109L60 108V110L62 109V111H64V112H67V113H72L73 115H75L76 117H78V118H81V119H83V118H85V119H92V120H96V121H98V123H101V122H99V121H102V120H106V122H109V123H112V124H114V127L113 128H110L109 130H111V129H119V128H122L121 126H119V124H121V122H122V124L123 125H126V123H127V121H124V119L123 118H121V119H123V120H119L120 119V117H118V119H116L117 118V116H115V117H113V119L112 120H110L111 118L110 117H108V118H110V119H107V116H105V118H103L102 117V114L100 115V114H98V112L97 113H95V109L94 108H91V110H90V108L88 109L87 108V110H85V111H90L89 113L88 112H86L85 113V111H83L82 109H83V107H86V106H84L83 105V107H81V108H79L78 107V105H77V107H75V106H72V104H74L73 102L71 103V100H70V102L69 103H71V106H70V104H68V103H64L67 99H65V100H63L62 102H61V100L63 99V98H61L62 97V93H60L61 91H60V89L62 90V87H63V84L66 82V78H65V76L63 75V83L62 82H60V80H61V77H57V78H59V79H56L55 80V76H53V75H57V76H62V73L60 72V71H58V70H55V69H53V70H55L53 73H52V67L51 68H49V67H47V65L45 64V62H43V61H41L40 59H39V57L38 56H34L35 57V59H34V57L32 58V57H28V56H24L23 54H22V52H21V50H20V48L17 46L15 49H12L11 48V52L9 53V52H6L4 49H3V45H0ZM16 57V58H15ZM19 59V60H18ZM24 59V60H23ZM31 59V60H30ZM32 59H34V60H32ZM16 61V62H15ZM18 61V62H17ZM32 61V62H31ZM35 61V62H34ZM18 63V65H16ZM34 63H37V65H39L38 66V68L36 67V64H34ZM41 64H43V65H41ZM17 66V67H16ZM30 66H33L34 68H35V70H36V72L38 73L39 72V69L42 71V72H39V73H41V74H38V75H36V74H32L28 69H29V67ZM41 66V67H40ZM15 67V68H14ZM20 67V74L18 73V68ZM40 67V68H39ZM14 68V69H13ZM28 68V69H27ZM43 68V69H42ZM49 69V70H48ZM12 70V71H11ZM45 70H47V71H45ZM13 71H14V74H13ZM49 71V72H48ZM21 72H22V74H21ZM29 72H30V74H29ZM44 72H46V73H44ZM16 73H18V74H16ZM59 73H61L60 75H59ZM16 74V75H15ZM52 77H54V80L55 81H57V80H59V83H61V84H59L58 82H57V84L56 83H54L53 81H50V80H52L51 79V76ZM14 75V76H13ZM36 75V76H35ZM16 76H17V78H16ZM13 77H15V78H13ZM50 78V79H49ZM74 78V77H73ZM76 78V77H75ZM13 79L15 80V81H13ZM40 79V80H39ZM44 80V81H43ZM49 80V81H48ZM41 81V82H40ZM65 81V82H64ZM47 83V84H46ZM52 83H54V84H52ZM15 84V85H14ZM46 84V85H45ZM44 85V86H43ZM53 85V86H52ZM13 86H15V89L14 88H12ZM48 88H47V87ZM49 86H50V88H49ZM59 87L60 89L59 90H54V88L55 87ZM58 87L56 88V89H58ZM46 88V89H45ZM14 89V90H13ZM11 90H12V92H11ZM17 90V92L15 93V91ZM51 90H53V92L51 91ZM46 91V92H45ZM47 91H49V92H51V95H49L48 93H47ZM54 91H56L55 93V95H57V96H55V95H53L54 94ZM58 91V92H57ZM11 92V93H10ZM14 93H15V95L18 93V95H16V96H14ZM29 94V95H28ZM60 94V95H59ZM24 95H26L25 97H24ZM52 95L54 96V98L52 97ZM21 96V97H20ZM58 96H61L60 97V99L59 100H57V101H60V103L58 104V102L57 101H54V99L56 100V98L55 97H58ZM30 99H29V98ZM32 97V98H31ZM18 98H24V99H22L21 101L20 100H18ZM27 98V99H26ZM59 98V97H58ZM16 101V102H15ZM26 101V102H25ZM67 101H69V100H67ZM27 102H29V103H27ZM31 102V103H30ZM33 103V104H32ZM63 104V105H62ZM7 105V106H8ZM24 105H26V106H24ZM34 105V106H33ZM75 105H76V103H75ZM24 106V107H23ZM82 106V105H81ZM29 107V108H28ZM32 108V109H31ZM23 110V114H22V116H20L21 115V113H22V110ZM29 110V111H28ZM30 111H31V113H30ZM97 111H98V109H97ZM100 111V110H99ZM82 112V113H81ZM99 113H101V112H99ZM18 114V115H17ZM27 115V116H25V115ZM87 114V115H86ZM92 114V115H91ZM3 115L4 114H2V112H0V118L2 119V117H3ZM12 115H10V116H12ZM89 115V117H87ZM90 115H91V117H90ZM2 116V117H1ZM18 118H17V117ZM26 118H25V117ZM29 116V117H28ZM13 118H15L14 119V121L15 122H13ZM23 118H25V119H23ZM53 118V117H52ZM51 118V119H52ZM96 118V119H95ZM28 119V120H27ZM30 119V120H29ZM51 119H47V121H49L48 123L49 124H52L51 122H53V121H51ZM22 121L23 122V124L25 123V125H22V123L21 122H19V121ZM24 120H25V122H24ZM27 120V121H26ZM52 120H54V123L56 122V119H52ZM64 120H66V124H69V123H67V120H68V122L70 121V123L71 124H76L77 126H78V124L80 125V126H82V124L84 123V121H82V120H70V119H64ZM126 120V119H125ZM1 121V120H0ZM21 124V126H24V127H26L25 128V130L23 129V128H21V131H19L17 128H19L20 127V125H18L19 123ZM29 121V122H28ZM51 121V122H50ZM58 121V120H57ZM63 120H59V122H56V123H65V121H63ZM72 121V122H71ZM119 121V122H118ZM124 121V122H123ZM18 123L17 125L15 124V123ZM31 122V123H30ZM33 122V123H32ZM74 122V123H73ZM27 123V124H26ZM46 122H44V124H45ZM15 124V125H14ZM46 125H48L47 123H46ZM12 126V127H11ZM15 126H17V128L15 127ZM47 128V127H46ZM85 128H88L87 130H97L95 127H90L91 129H89V126H85ZM93 128V129H92ZM12 130V129H11ZM19 131V133L20 134H22V135H20L19 133H18V135H20V137H22V138H18L15 134H17V133H15L16 131ZM22 130H24L25 132H22ZM17 131V132H18ZM1 134H3V135H1ZM3 136V138H5ZM9 137V138H8ZM16 137L19 139V141H18V139H16ZM3 141H2V140ZM5 139V140H6ZM21 139V140H20ZM12 142H11V141ZM36 140H38V138L36 139ZM35 139H33V140H31V146H32V149H33V151L34 150H36L35 148H34V146H36V141ZM17 141V142H16ZM9 142H11V143H9ZM19 142V145L17 144ZM8 143V144H7ZM11 144V145H10ZM21 144V145H20ZM5 145V146H6ZM19 147H18V146ZM12 146V147H11ZM8 147H10L9 149H8V151L6 152V150H7V148ZM13 149H15V151L13 150ZM19 149V150H18ZM16 150H17V152H16ZM11 151V152H10ZM12 151H13V153L15 154L13 157H12ZM6 152V153H5ZM16 152V153H15ZM3 153H5V155L3 156ZM9 153H11V154H9ZM35 156V155H34ZM8 158V159H5V158ZM16 157V158H15ZM32 157V156H31ZM12 158H13V160H12ZM34 158V157H33ZM1 161V160H0ZM7 165L8 164H5L4 166H0V177L1 176H6V175H4L5 173H6V171H7ZM6 169V171H5V169ZM1 169H2V171H1ZM31 169V168H30ZM5 171V172H4ZM4 173V174H3ZM3 174V175H2ZM28 174V175H27ZM20 182V183H19ZM22 182H23V184H22Z\"/></svg>", "mask_w": 264, "mask_h": 264}]
</instances>
